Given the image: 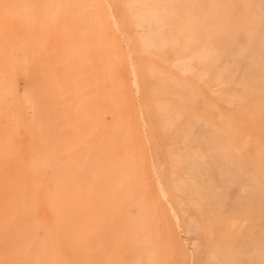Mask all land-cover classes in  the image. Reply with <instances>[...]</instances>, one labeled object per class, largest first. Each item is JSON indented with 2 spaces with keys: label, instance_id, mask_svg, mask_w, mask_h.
I'll return each mask as SVG.
<instances>
[{
  "label": "rangeland",
  "instance_id": "rangeland-1",
  "mask_svg": "<svg viewBox=\"0 0 264 264\" xmlns=\"http://www.w3.org/2000/svg\"><path fill=\"white\" fill-rule=\"evenodd\" d=\"M1 1H3V0H0V2ZM9 1H10V3H7ZM9 1L6 0V1H3L2 3H0L1 8L5 7V9H1V8L0 9L5 10L2 12L3 13L6 12L7 16H8L6 18V13L2 14V12L0 11V15L1 16L3 15L2 16L3 18L0 16V88H1L0 91L2 92V93L0 92V102H1L0 105L5 103L4 101L2 102V100L4 99L2 96H3V93H5V89H4L5 85H3V84H7L9 86L11 85L13 87H14V84H16L15 86H17V87H14L15 89L13 88V90L14 91L16 90L15 94L17 93L16 95H19L20 97L25 96L22 94L29 92L32 89L31 88L32 85H36L37 86V87L35 86L36 89H34V87L32 86L34 89L33 90L34 92L32 90L29 92L30 96L32 95L31 96V100H32L31 102L32 103H28L29 104L28 107L30 106L31 109H29L30 108L29 107L28 111L29 110L30 111L25 113V117L27 116L25 121H27L26 124H29V125H31V124L37 125L39 122V125H37L38 126L37 128L34 126V127H31V129H30V126H27L24 124L25 128L23 125L22 127L18 128L19 131L13 130L9 126L7 127L5 124L6 123V117H5V115L2 114L3 113V106L1 105V107H2V109L0 110V124H1V126L7 127V129L10 128V130L9 129L8 130L10 132L14 131L15 134L21 133L20 134L21 136L18 134L17 135L20 138L21 137L22 138L20 139L18 136H16L13 133H11V136H10L9 131H7L6 128L3 129V127H2L0 130V133H1L0 134V140H1L0 141V239L2 237V239L0 240V254H1L0 255V264H55V263L56 264H59V263L60 264H72L75 260H72L73 262L69 263L71 261V260H69L70 258L76 259V261L74 262L75 264H90V263L91 264H99V263L100 264H141V263L142 264H184V263L201 264L203 262V260L201 262V258H203V259L207 258L208 259L207 261H209V263L207 261L206 262L204 261L206 264H219V263H217L218 261L221 262L220 264H226V262H230V263L232 262V264H235L234 259L237 260L236 261V264H237L238 259H240L242 256L246 260V262H245L246 264L248 262H249V264H252V263L253 264H256V263L257 264H264V257H263L264 256V247H263L264 238H261V237H263V235H261V234H264V230H263L264 226H261L262 229L259 226L260 223H261L260 225L264 224L263 221H262L263 223L261 222V220H264V219H262L264 216L263 215L264 213H262V212H264V210H263L264 209V207H263L264 206V198H263L264 197V123H263L264 122V71H263L264 70V60H263L264 55L263 54L264 53L261 54L262 52H264V45L261 44V42L264 43V39H263L264 33L261 32V30L264 31V2H263L264 0H259V1L258 0H248L249 1V2H247L248 5L246 4V7H247L246 9H248L247 10L248 13L246 12V15H244V16H246V18H244V17L242 18V16L240 17V16L231 15V13H229V11L227 9V7H229L228 3H227L228 5L222 6L223 8H225V9L221 10L222 14L216 13V11L214 10L216 5L213 4L212 0H206V1H208L207 5L209 3L208 7L205 6V4H206L205 1L202 2L201 0L200 1L198 0L199 4H202L203 7H207L209 10L207 8H206L207 10H205V8H202V7H200V9L198 10L196 8L197 7L196 6V7H194L195 8V11H194L193 10L194 9L193 4L191 3L190 5H191L193 11L189 12L190 13L189 15L190 16L194 15V16H192V20L196 19V22L198 24L199 23L204 24L201 22H205V20H207L206 21L207 25L205 23L204 25H201V27H199V25L196 22H194V20L192 22H190L191 20L190 21L188 20V23L195 25L193 27H196V25H198V27L200 28V29L199 28L197 29V27H196V29L198 31H194L195 28L192 30L191 28H193V27L189 26V24H187V23H184V22H186V20L188 18H190L189 16H188V18L186 16L187 19H184L185 18L184 16L186 15V13H185V15L183 14V17H184L183 20H185V21L182 23L183 20L180 18L181 13L183 11V8L186 5H188V4H185L184 1H186V3H189V2H187L188 0H182V1L179 0L178 4H180L181 2H183L185 4V5H183V3L180 4L181 6H184L181 10V13H179L180 14L179 18L182 21L180 20L181 21L180 22L179 18H177L179 22L170 21V20L166 21V18H165V20L164 19H161V20L158 19V21L154 20L152 22L153 28L151 29V32L149 33V34H151L150 35L151 39L149 38V36H148L149 39L144 37L147 34L144 35L145 32H143L141 27L138 28L137 25H135L133 15H132L133 11H130V9L132 7H131V5H129L127 3L128 0H81V1L77 0V2H75V0H63V1L62 0H38L39 2L37 0H32L33 2L28 1L29 3H27V0H26L25 1L26 5H25L23 0L22 1L16 0L18 2H15L14 0L13 1L9 0ZM35 1H37V2H35ZM42 1L45 3H43ZM192 1L194 3V1H197V0H192ZM13 2L15 5H18L17 8H19V10L16 8H14L15 10L13 9V6H14ZM21 2L24 3L23 6H22ZM40 2H41V4H40ZM170 2H171V0H166L165 5H164L166 7L165 8L166 12L169 14L171 12L170 11L171 8H172V11L174 12L173 6L171 8H169L171 6V5H169ZM6 3H7V5H6ZM37 3L39 4V6ZM11 4H13V5H11ZM29 5L31 6V10H30L31 12L29 11V9H30ZM36 5L38 6V8H41V9L39 10ZM41 5H43V6H41ZM80 5L83 7V8L82 7L81 8L84 11L80 8ZM180 5H178L179 9H181ZM196 5H198V4H196ZM10 6H11V9H13V10H10ZM71 6L74 8H72ZM188 6H186V8H184V9L185 10L189 9ZM198 6H200V5H198ZM7 7L9 8V10ZM111 7L113 8V11H112ZM175 7H177V6L175 5ZM34 8H37V9L34 10ZM70 8H72L73 11L70 10ZM196 9H197V11H196ZM7 10L10 11V14H13L14 12L16 14L9 15V12H7ZM16 10H18V12H20V13H17ZM165 10L161 11V13L159 15H163L162 12H165ZM200 10H203L204 12L202 11V12L197 13ZM258 10L260 11V13ZM178 11H180V10H178ZM178 11H176L177 14H178ZM24 12H25V14L22 15L21 13H24ZM38 12H39V16H38L39 19L37 18ZM73 12H75V13H73ZM173 12H171L172 15L171 14L170 15L175 18V16L173 15L174 14ZM31 13H33V14H31ZM112 13H114V15ZM202 13L203 14L205 13L203 15V17H206V19H203V17H201ZM86 14H88V15H86ZM177 14L175 13L176 16H177ZM247 14H249V15H247ZM260 14H262V15H260ZM19 15H20V18H18ZM27 15H29L30 18H28ZM79 15H80V18H79ZM106 15H108V17ZM112 15H113V17H112ZM166 15L167 14H165V16L164 15L163 16L166 17ZM170 15H168L169 18H171V20H174ZM163 16H161V17L163 18ZM195 16L201 17L202 20L199 17L197 18ZM226 16H228V17H226ZM84 17L87 18V19L85 18V20H87V23L84 20ZM114 17L115 18L117 17V18L115 19ZM193 17H195V18H193ZM237 17H239V18H237ZM231 18H234V19H231ZM64 19H65V21H64ZM114 19L117 20V24H116V21H114ZM197 19H199L200 21ZM248 19H250V20H248ZM74 21L76 24L74 23ZM82 21H84V22H82ZM110 21H112V22H110ZM243 21H246V23L245 22L243 23ZM113 22L115 24H113ZM154 22L157 24H155ZM175 22H176V25L179 24L178 25L179 28H175V27H177L175 25ZM251 22H253L252 27L253 28L255 27L258 31L255 28L253 29L252 27H250ZM77 23L78 24L81 23V24L77 25ZM59 24H61L59 26L60 29H59V27H57ZM168 24H170V26H171V24H173L170 28H173L174 32L172 31V29L168 28V26H169ZM209 24L214 29H212ZM76 25L79 26L78 28L80 29V31H78L79 29L76 28L77 27ZM120 25L124 30L120 27ZM34 26H35V28H34ZM186 26H188V27H186ZM36 28H37V30H35ZM114 28H115V30H114ZM57 29H58V32H57ZM118 29H119V31H118ZM175 29H178V30L184 29L185 30V31L184 30L178 31L181 34L180 36H182V39L181 38L179 39V33L176 32ZM83 30L85 32L86 31L87 32L85 33ZM121 30H123V31H121ZM163 30H165V31H163ZM167 30H168V33H170L171 35L175 34V36L177 37V41H176V37L173 36V38L171 37L173 42H170L171 41V39L169 40L170 35L168 34L169 35L168 36L166 34ZM169 30H171V32ZM160 31H162V32H160ZM112 32H115V33H112ZM164 32H166V33H164ZM191 32H192V34H191ZM227 32H229V33H227ZM117 33H118V35H117ZM163 33L166 36H164ZM195 33L198 36H196ZM210 33H212V35H210ZM231 33L234 34L235 37ZM240 33H241V35H240ZM39 34H41V35H39ZM58 34H60L61 36L59 37ZM140 34L141 35L143 34V35L140 36ZM186 34H187L188 38H187ZM222 34H224V35H222ZM237 34L239 35L240 38H246L249 36L248 37L249 39L248 40H246L247 38L243 39L242 40L243 42H242L241 39L238 38ZM33 35L35 36L36 39L34 38ZM115 35H117L118 38L115 37ZM121 35H123V36L121 37ZM214 35H215V37H214ZM217 35H220V36L218 37ZM227 35L232 37V38H230V37L228 38ZM244 35L246 37H244ZM3 36H5V37H3ZM163 36L165 37V39H163L164 41H167V37H168L169 43L168 42L164 43V41H161V38H163ZM225 36H226V38H225ZM254 36H255V38H254ZM143 37H144V39L146 38V40H150V41H147L149 44V47L147 46V43L145 42L146 40H143ZM190 37H191V39H190ZM58 38H59V40H58ZM140 38H142V39H140ZM67 39H68V41H67ZM101 39L103 41H101ZM125 39L127 42L125 41ZM158 39H160V41ZM178 39H179V41L181 40L180 42L183 44H179L180 42L178 41ZM203 39L204 40L207 39L209 44L213 42L211 44L212 46L209 45L213 48L207 47L208 46V45H206L207 41L204 42ZM223 39L225 40V42ZM228 39H229V41H228V43H226ZM32 40H34V41L32 42ZM216 40L218 41L217 43H216ZM244 40L246 42H249L250 44L249 43L246 44V42ZM259 40H261V41L259 42ZM57 41H58V43H57ZM239 41H240V44L238 45V43H236V42H239ZM142 42H144V44L146 43V45L142 44ZM159 42H163V43H159ZM219 42L222 44H219ZM127 43L130 45H128ZM154 43H156V44L154 45ZM167 43L170 44V46L172 45V47H174L178 43V45L175 46L174 48H172V47L170 48L168 45L169 50L167 49V51H169V52H171L170 51V49H171L173 51V54H176V55H172L171 53L169 54L168 52H167V54H168L167 55L165 52L166 50H164V51L162 50L163 53H165V54H163L160 51V49L159 50L156 49L158 44L160 46H163L161 48L164 49V47L167 46ZM185 43H187V45H185ZM200 43H202L203 45ZM234 43H236V46L238 48L235 47V45H233ZM226 44H229L228 46L231 45L232 49L236 48L237 51L238 50L240 51V49L245 47V46L243 47V45H246L245 49H242L243 51L241 50L240 53L237 52L238 55H241V53H243L244 55L242 54V56H240V57L243 58V56H246V59H244V58L240 59V57H236V56H238L235 53L236 50L234 52L230 51L235 56H233V54L231 56V55H229V53H228L229 56H227L228 50L226 51V49L230 48V47H228ZM251 44H253V45H251ZM259 44H260V46H259ZM33 45H34V48H33ZM183 45L186 47H184ZM219 45H220V47H222V46L223 47L221 49H218V48H220ZM125 46H127V47L125 48ZM200 46H202V47H200ZM204 46L208 50L204 49L205 48ZM217 46H218V48H217ZM224 46L226 47V49H223V48H225ZM239 46H240V48H239ZM251 47L256 49V51H254L256 53L253 52V50H252L253 48L251 49ZM177 48H178V50H177ZM189 48H191V49L189 50ZM209 48L212 50H210ZM248 48H250L252 50V52H253L252 56L253 57H252V60L250 61L251 64L249 63V65L248 64L245 65L246 62H248L251 59L250 54L252 52L250 50H248ZM56 49H60V51H56ZM123 50H124V52H123ZM198 50H200V51H198ZM203 50L206 52L204 53ZM224 50H225V52H222V54H221L220 51H224ZM29 51L31 54L29 53ZM151 51H153V53ZM178 51H180L181 53H179ZM201 51H203V52L201 53ZM208 51H209V57L214 56V55L210 56V55H212V53H215L216 56H219L218 54H220V56H222V57L226 55L225 56L226 62H222L220 56L214 57V59H216L217 61L220 60L219 63L221 65H223L224 68L220 67L221 65H219V63H218L219 66L216 67L217 70L215 68L214 69L216 71L213 69L212 64H211L212 62L210 61L211 58H209L208 55H206ZM13 52H15V53H13ZM57 52H58V54H57ZM129 52H130V54H129ZM154 52H161L163 54V56H161V53L159 56L157 53L154 54ZM194 52H197V53H194ZM210 52H211V54H210ZM3 53H5V55H3ZM131 53H133V54H131ZM177 53H179L178 56H177ZM245 53L248 55H246ZM180 54H181V56H180ZM194 54H195V56H194ZM2 55L5 57H3ZM91 55L93 57H91ZM125 55H126V58H125ZM128 55H129V57H128ZM196 55L198 56L197 57L198 61L196 60L197 59ZM256 55H257V57H256ZM169 56H171V59L169 58ZM203 56H204V59L202 58ZM247 56L250 57V59L248 57V59H249L248 61H247ZM94 57H96V58L94 59ZM173 57L175 60L172 59ZM92 58H93V60H92ZM150 58H152V60H150ZM167 58H169L170 61H169V59L166 60ZM194 58H196V59H194ZM1 59H5V60H1ZM41 59H42V61H40ZM127 59H129V60H127ZM162 59H163V61H162ZM238 59L242 60L243 62L245 61L244 62L245 64L244 63L242 64L240 62V60H238ZM254 59H256V60H254ZM34 60H35V62H34ZM105 60H106V62H105ZM164 60L167 62H165ZM179 60L181 61V63H179V65H177L178 62H176V61H179ZM203 60H204V62H203ZM207 60H209V61H207ZM227 60H229V61L232 60V61L230 63ZM234 60L235 61L238 60L237 63L239 62V63H241L240 65H244V66H242V68H244L245 66L250 67L252 65L250 67V69H249V67L247 68L250 72L248 73L246 71L247 70L246 68H244L245 70L244 69L240 70L241 66L239 64H238L239 65L238 66ZM3 61H5V63L1 64V62H3ZM93 61L95 62V64L93 63ZM127 61H129L131 63H127ZM158 61H160V62H158ZM188 61H189V63H187ZM217 61H216V63H217ZM223 61H225V59ZM149 62H151V63H149ZM191 62L194 64V66H192L194 68L191 67ZM200 62H201V65H200ZM209 62H211V63H209ZM33 63H35V65ZM96 63H97V65H96ZM183 63H185V65H186V63L188 64V65H186V68H187V69H185L186 71L184 70L185 67L183 68ZM216 63H213V66H216L217 65ZM226 63L229 67V71H228V67H225ZM126 64H129V65H126ZM229 64H230V66H229ZM231 64L233 66H231ZM1 65L5 66V67H3V66L1 67ZM22 65L23 66L25 65V67H22ZM39 65H40L41 69H39L40 68ZM130 65H132V67ZM181 65H182V67H181ZM198 65H200V66H198ZM204 65H206V66H204ZM235 65H237L239 68H237V66H235ZM7 66H8V69L6 68ZM32 66L36 67V71L37 70L38 71L36 72L34 70L35 68ZM48 66L50 68H48ZM129 66L131 68H133V67L134 68L131 70V68ZM195 66L200 67V68L199 69L195 68ZM234 66L237 69H234ZM10 67H13V68H10ZM15 67H17V69H19V72H16ZM30 67L34 71H32L30 69ZM57 67H59V69H57ZM173 67H175V68H173ZM178 67H180V68H178ZM211 67H212V69H211ZM1 68H3V69H1ZM44 68L46 70H44ZM47 68L49 70H47ZM205 68H207V70ZM209 68L211 69V71L214 70V72L212 71L213 73H211V75L212 74L215 75V76H213V78L216 81L212 80L211 77L209 78V76H211L210 75L211 71ZM191 69H192V71H191ZM201 69H203V72ZM233 69H234V71L235 70L236 71H235V73L231 74L230 71L233 72ZM29 70H31L32 73ZM71 70H72V72L70 73ZM198 70H200L201 72ZM9 71H10V73H9ZM128 71L132 72V74H129ZM204 71L206 73H207V71L208 72L210 71L208 73V75H209L208 77H205L206 73H204ZM217 71L219 73H221L222 77H219L220 74ZM241 71L242 72L244 71V73L241 75L242 78L240 76V78H241L240 79L241 82H240V81H237L239 79V78H237V77H239V76H237V74H238V72L241 74L242 73ZM245 71L248 73V75H247L248 77H244ZM198 72L201 73L202 78H201V75L198 74ZM215 72H216V74H215ZM236 72H237V74H236ZM37 73H38V76L34 75V77L32 76V78H31V80H33V78H35V80L33 82L31 80H28V78L30 76L29 74L33 75V74H37ZM64 73L66 74L65 76H64ZM101 73H102V75H101ZM202 73H204V74H202ZM15 74H16V76H15ZM160 74H162V75H160ZM217 74H218V77L216 76ZM230 74L232 76L234 75L233 79H232ZM39 75H40V77H39ZM5 77H7L8 79H5ZM16 77H17V79H15ZM134 77H136V78H134ZM215 77H216V79H215ZM229 77H230V80H232V81L229 80V82H228L226 80L229 79ZM37 78H41L38 81L39 83L37 82ZM50 78H52V79H50ZM100 78H102V79H100ZM168 78L170 80L172 78H174V79H172V80H174V82L173 81H171V82L176 83V84L170 83V80ZM204 78H206V79L208 78L207 80L211 79V83H210V81H206V79H204ZM246 78H248V79L246 80ZM175 79H176V81H175ZM178 80L179 81L182 80V81L179 82ZM235 80L238 83V84H236L237 89L234 87L235 90H232L234 88L231 85L235 84ZM30 81H31V83H29ZM44 81L45 82L47 81V83H45ZM133 81L135 83H137V85L135 84V86H134ZM167 81H169V82H167ZM217 81H219V82H217ZM131 82H132V84H131ZM165 82H166V84H165ZM202 82H204L205 84ZM206 82L210 83V85L208 83L206 84ZM226 82H227L228 86H227V84L225 85ZM41 83L44 86L39 85ZM100 83H102V84H100ZM139 83H141V84H139ZM212 83H214V84L211 85ZM222 83H224V84H222ZM230 83H231V85H230ZM243 83H244V86H242ZM129 84H131L132 86H130ZM190 84H192V86H194V90ZM167 85H169V86H167ZM185 85L187 88H185ZM245 85H246V87H245ZM25 86L27 88H29V91L27 90V92H26ZM40 86L44 88L45 92H43L44 90ZM82 86H83V88H82ZM152 86H154V87H152ZM183 86L186 90L183 88ZM221 86H223V87H221ZM229 86H231L232 88ZM233 86H235V85H233ZM39 87L42 90H40ZM45 87L46 88L48 87L51 90L48 88L46 89ZM124 87H126V88H124ZM169 87H170V89H168ZM173 87H175V88H173ZM178 87L181 90L176 89ZM69 88H70V90H69ZM72 88H73V90H72ZM137 88H138V90H137ZM163 88H165L167 91H164L163 94L161 93V95L163 96V97H161L160 95H158V93H159V91L162 92ZM213 88H215V89L213 90ZM239 88H240V91L238 93ZM245 88H246V90H245ZM124 89H125V91H124ZM171 89L172 90L174 89V91H172ZM190 89H192L191 93L189 92ZM221 89H223V90H221ZM23 90H24V92H23ZM54 90L56 91L55 93H53ZM40 91H42V93H40ZM134 91H135V94H134ZM171 91L173 92V94L171 93V95H170ZM35 92L38 94L39 98L42 96L41 99H43V103L45 102L44 104L42 103V100L38 98V96ZM98 92H99V94H98ZM132 92H133V94H131ZM156 92H158V93H156ZM168 92H169L168 96L172 97L171 99H170V97H168L166 95V94H168ZM227 92L229 93L230 96L227 94ZM220 93H221V95H220ZM8 95L11 96V94H8ZM26 95L28 97V93ZM49 95H51V96L49 97ZM135 95H137V96H135ZM222 95H223V97H222ZM226 95H228L227 96L228 98L226 97ZM157 96H159V97L157 98ZM46 97H47V100H46ZM130 97H131V99H130ZM137 97H139V98L136 99ZM187 97H188V99H187ZM37 98L39 99L40 102L38 101ZM49 98L51 101L49 100ZM105 98H106V101H105ZM173 98H176L177 100L173 99ZM198 98H199V100H198ZM36 99L39 102V104L36 102ZM53 99L54 100L56 99V100L54 101ZM139 99H141V102L144 104H142ZM167 99L170 100L169 101V102H171L170 104L166 103ZM196 99L198 100L200 105L198 104V102H196L197 101ZM209 99H210V101H209ZM238 99L240 100V102H238ZM44 100H46V101H44ZM57 100H59V101H57ZM60 100H61V102H60ZM151 100H153V101H151ZM173 100H176V103ZM231 100H234V101H231ZM206 101H207V104L205 103ZM47 102H48V104H47ZM54 102H56V103H54ZM91 102H92V104H91ZM99 102H100V105H99ZM250 102H252V103H250ZM164 103L166 104V106ZM182 103H184V104H182ZM31 104H33V105H31ZM37 104L39 106H37ZM45 104H46V106H45ZM135 104H136L137 108H136ZM168 104H169V106H168ZM185 104H187V105H185ZM41 105L44 107V109L46 111L43 108H40V107H42ZM72 105H73V107H72ZM138 105L142 106L143 110H142V107H139ZM34 106L36 108L37 107L38 108L36 109ZM101 106H102V109H101ZM56 107H58L59 109L61 107V109L58 110ZM83 107L86 108V110H84ZM163 107L166 109H163ZM47 108L50 109L49 112L50 113L52 112L51 114L48 113ZM178 108H180V109H178ZM209 108H212V109H210L211 111L209 110ZM215 108H217V109H215ZM100 109H101V111H100ZM127 109H129V110H127ZM187 109H189V110L191 109V110L188 111ZM231 110H233V111H231ZM39 111H41V112L38 113ZM82 111L85 113V115H83L84 113ZM185 111H188V112H185ZM42 112L44 113L43 115L46 117H44L42 115ZM45 112L47 113V115ZM53 112L58 113V115L53 113ZM218 112L221 113L220 114L221 117H219ZM33 113L37 116V118H36V116L33 115L35 117V120L33 119V116H32ZM138 113H139V115H138ZM142 113H144V114H142ZM163 113H165L164 114L165 116L163 115ZM186 113H187V115H186ZM189 113H190V116H189ZM205 113L207 116L205 115ZM37 114L42 115V116H40L41 117L40 119H42L44 117V122H41V120L38 119L39 116ZM80 114H82V116H80ZM201 115H203V117ZM208 115H210L209 118H208ZM211 115L213 116V118ZM214 115H216V116H214ZM79 116H80V118H79ZM146 116H149L150 119L148 120V117H146ZM159 116H160V118H159ZM184 116H185V118H183ZM53 117L55 120L53 119ZM82 117H83V120H82ZM141 117L145 118V120ZM181 117H182V121H181ZM64 118L65 119L67 118L66 119L67 121ZM78 118H79V121L77 120ZM138 118H140V120ZM189 118H192L191 119L192 122L190 121ZM141 119L143 120V124H141L142 123ZM213 119L216 121L218 119V121L221 122L220 123V125L222 124L221 128H220V125H218L219 122H214ZM28 120H33V122L34 121H37V122L33 123L32 121L29 122ZM146 120H147L146 123H149L151 120L150 123L153 125L152 126L151 124H149L153 127V128L151 127L152 129H150L151 131L149 130L150 126L145 123ZM162 120H164V121H162ZM197 120H199V121L197 122ZM203 120H206V121L204 122ZM250 120H252V121H250ZM56 121H57V123H56ZM59 121L65 122V123H62L60 126ZM82 121H84V122H82ZM157 122H159V123H157ZM165 122H167V123H165ZM202 122H204V123H202ZM42 123L46 127L43 128ZM46 123H47L48 127L50 126V128L47 127ZM144 123L146 125H144ZM193 123H195V125ZM40 124H42V125H40ZM183 124H184V127H183ZM196 125L198 126L199 132L197 131V128H195L196 129L195 130L193 127V126L197 127ZM40 126H42V127H40ZM56 126H58V127H56ZM165 126L167 128H165ZM209 126H210L212 133L208 132V131H210L208 128ZM79 127H81V128H79ZM139 127L142 130L144 128H146V129H144L143 131L142 130L139 131ZM174 127H176V128H174ZM21 128L24 129L27 133H30L29 131L33 132L32 129L33 130L35 129L33 132L34 135L32 134L33 136H31V133H30V135L26 134V132H23V130ZM75 128H76V130H75ZM49 129H50V131H49ZM55 129H57V130H55ZM69 129L72 131H69ZM146 130L148 131L146 133V135L148 137L147 136L145 137ZM168 130H169V133H168ZM203 130H204V132H203ZM42 131H44L46 133H43ZM152 131H154V132H152ZM205 131H206V133H205ZM65 132H67V133H65ZM68 132L70 134H68ZM197 132L199 134H197ZM220 132H221V134H220ZM3 133L7 134L8 137H3V136H5V134H3ZM54 133H56L58 135L56 136ZM62 133H63V136H62ZM140 133H141V135H140ZM143 133H144V135H143ZM12 134L16 137H14ZM46 134H48V135H46ZM200 134H202V137H200L199 140L195 139V137L199 138L197 136H199ZM226 134H228V136ZM204 135H206V136L204 137ZM209 135L211 137H209ZM34 136L36 137V138H34V140H36L35 144L38 143V144H36V146L38 148L32 147V146H35V145H33L34 142H32L33 139H31V137H34ZM43 136L47 137V138L41 139ZM48 136L50 137L49 138L50 141L47 140ZM51 136L52 137L54 136V138H52ZM154 136H156V137L158 136L157 139H156V137L154 138ZM182 136H183V138H182ZM192 136H193V138H192ZM17 137L20 140H16L15 138H17ZM25 138H27L28 140L27 139L25 140ZM57 138L61 139L62 141H60V140L56 141ZM143 138L146 140H143ZM22 141H24V142H22ZM195 141H198V142H195ZM17 142H19V143H17ZM48 142L50 143V145H48L49 144ZM61 142H63V143H61ZM109 142L115 147L110 145ZM114 142L117 143V145H114L115 144ZM156 142H158V144ZM194 142H195V144H194ZM54 143L57 144L58 146L55 147ZM196 143L198 144L197 147H195L197 145ZM206 143H208V144H206ZM18 144L24 145L25 147L22 148V146L18 145ZM6 145H8L9 148ZM69 145H71V146H69ZM108 145H110V147H108ZM190 145H195L194 146L195 149L193 148V150H191V149L189 150V148L192 147V146L190 147ZM40 146H42V147H40ZM251 146H253L254 149L251 148ZM262 146H263V149H262ZM145 147H146V149H145ZM150 147H151V149L148 150L147 148H150ZM173 147H175L174 150L173 149L171 150V148H173ZM243 147H245V148H243ZM79 148L80 149L82 148V149L77 151ZM109 148L111 149V151L113 150L112 153H111V151H109L111 154L107 151V149H109ZM160 148L162 149V151ZM213 148H215V149H213ZM236 148L240 149V150H237ZM248 148H250V149H248ZM6 149H8L9 152L6 151ZM37 149H38V151H37ZM58 149H60V150L58 151ZM167 149H169V150H167ZM234 149H236L237 152H236V150L234 151ZM243 149H245V150H243ZM29 150H30V152H29ZM151 150H152V152H151ZM203 150H204V152H203ZM207 150H208V152H207ZM248 150L253 151V153H255V152H257V153L254 155H253V153L249 154L251 152L249 151V153H248L247 152ZM74 151H75V153H74ZM80 151H82V154ZM167 151H168V153L170 152V154H168ZM31 152H32V154H31ZM52 152L57 153V157H55L56 155L54 156V154ZM127 152H128V155H127ZM172 152H173V154H172ZM188 152L190 153L189 155H188ZM8 153L9 154L11 153V156ZM71 153H74L75 156L77 153V156L76 157L74 155L72 156ZM148 153H150V155ZM191 153L196 154V155L193 154L194 160L196 159L195 161L193 160V157L191 158V156H193V155H191ZM242 153L245 156V158H244L245 161H244V159L242 160L243 156L238 155V154H242ZM18 154H20V155H18ZM101 154H102V156H101ZM185 154H186V156H185ZM209 155L210 156L212 155V156L210 157ZM70 156H72V158H73V160H71L72 162H84L85 164L87 163L90 167L93 166L97 170H101V173H102L98 177H93L92 175L87 176L89 179L88 178L86 179V181H89V183L87 182V184H89L88 185V187H89L88 192L90 195H88V197H87V200L89 202L88 210L85 211V209H84L83 214L85 215V219L87 220V226L90 229V233H89L90 237L87 239V241L85 243L80 244V246H77V247H76V245L73 246L75 248V250H76V248H77V250H79L78 252H80V253H78V254L76 252L77 250L76 251L73 250V252H72V249H71L72 245L71 244L68 243V245H67V243H66V241L68 242L67 238H66L67 240L65 239V241H63L66 244H64L63 242L61 244L59 242V236H58L59 234H58L57 229H55L54 226L53 227L49 226L50 225V221H49L50 217H49L48 209H47L45 200L43 198L42 191L37 187L36 181L33 178L34 175L31 172V168H30V166H32V163H33L35 158H36L35 162L37 159H38L37 161H48V162H50V160L52 161L53 158L55 160L56 159L59 160L58 157H60V159H62L61 161H64V158H66V160H70L71 159ZM91 156H93V157H91ZM180 156L183 160L180 158ZM214 156L218 157V158L216 159ZM246 156L249 158V159L247 158L248 162L246 161ZM32 157L33 158L35 157V158L33 159ZM51 157H52V159H51ZM123 157L125 159H123ZM147 157L152 162L148 161ZM175 157H177V159ZM197 157H198V159H197ZM116 158H117V160H116ZM187 158L189 161L187 160ZM226 158H228V160ZM31 159H33V160L31 161ZM177 160L179 162L178 163L179 165L176 164ZM185 160H187V161H185ZM207 160L210 162H213V164H215V165L211 166L210 164H208L210 162H208ZM90 161H92V163ZM102 162H104V164ZM184 162H187V163H184ZM188 162H191V165ZM245 162H247L248 164ZM151 163H155L156 165L155 164L151 165ZM181 163H183L184 169H187V171L184 170L183 168L182 169L184 171L181 169V167H183ZM217 163H218V165H217ZM164 164L166 167L163 166ZM186 164H188V165H186ZM233 164L236 166H234ZM109 165H111V166L109 167ZM204 165H206V166H204ZM175 166H178V167H175ZM214 166H215V168H214ZM93 167L91 169H93ZM211 167H213V168H211ZM223 167H224V169H223ZM229 167H231L232 171ZM164 168L166 170H164ZM235 168H238V171H239L238 173L236 172L237 170ZM158 169H160V170H158ZM234 169H235V171H234ZM155 170H156L158 175L156 174ZM212 170H215V171H212ZM105 171H107V172H105ZM153 171H154V173H153ZM159 171L161 172V174L159 173ZM217 171H218V173H216V175L212 177L213 172L215 174V172H217ZM195 172H196V174H195ZM204 172H205V174H203ZM241 172H244L243 174L246 177L243 176L241 183L236 184L237 183L236 181L238 179H239L238 181L240 182V178L242 176H239V175H241L240 174ZM172 173L175 175L172 176ZM235 173H237V175ZM245 173H246V175H245ZM248 174H249V177H248ZM153 175L154 176L157 175V177L155 178ZM159 175H161V176H159ZM177 175H179L178 176L179 179H178ZM175 176H176V179L178 180V183H176L177 180L175 179ZM233 176L235 179L233 178ZM124 177H126V179H127L125 182L133 181V184L131 186L132 188L128 194V195H130V197L127 195V200H126L127 202H123V196L121 197V200H119V195H118L119 187H120V185L123 184L124 181L122 179H124ZM172 177L175 179L174 181H173ZM215 177H218L217 180H219L218 182L220 185L219 184L217 185L216 182H215L216 185L215 184L214 185L219 186L220 188L214 187L212 184L213 182H211V180L212 181L216 180ZM223 178H227V179H223ZM112 179H113V182H112ZM157 179L159 180L160 184L164 185L165 187L164 186L160 187L159 183L157 182L158 181ZM180 179H182V181L183 180L185 181L187 179L185 181V184L187 183V181H190V180L193 181V183L190 181V182H188V184H186V189L184 190L185 193H183L181 189H179L181 191L180 193H179V191L176 192L177 189H175V187L176 188L179 187V183L181 182ZM220 180H222V183ZM234 180H236V181H234ZM243 180H245V182ZM246 180L247 181L249 180L248 184L250 182L251 183L248 185ZM195 181L198 183L201 181L202 185H204L205 187L201 186V183H199L200 185L197 184ZM242 182L246 185V190H245L244 186H242V187L240 186L243 184ZM253 182L256 183L257 185L254 184ZM166 183H167V185H165ZM189 183H191V185ZM230 183L233 184L232 186H234V184L238 185V187L240 186V189L242 188L241 192H243V190H245L244 192H246V191H248V190L250 191L252 189L251 190L252 192L248 191V194L250 193V195H248V196H250L252 198L255 197V198L254 199L249 198L246 194H245V197L242 196L243 194L241 195V192H239V188H237V186H236L233 189L232 186L228 185ZM192 184L195 188L194 191L197 190L198 192L193 191ZM222 184H224L226 186L225 190L227 189V186H229L230 189H232V190L229 189L231 191V193L228 192V189H227V191H225L223 189L224 190L223 191L221 186H224V185H222ZM112 185H113V187H112ZM210 185L212 186V190L213 189L215 190V188H216V190L211 191ZM250 185H252V186H250ZM95 186L97 187V189ZM162 187H164L165 189L168 188L167 190H165L167 193H165L164 195H163V193H164L163 189L164 188H162ZM117 188H118V192H117ZM197 188H199V189H197ZM255 188H257V189H255ZM108 190L110 191V193ZM218 190H219V192H224L225 198H223L224 201L222 200V202L220 200V199H222V197L219 198V196H222V194L218 195V193H219ZM204 191H206V192H204ZM233 191H235V192H233ZM186 192H188L190 196H188V193H186ZM226 192H228V194L230 193L229 197L232 198V200H231L232 203L229 200V197L227 196L228 194H225ZM232 192L234 193V196L238 195V197L240 198V201L242 200L241 203L239 202V199L234 198L238 202V204L236 205L235 201H233L234 196H230L231 194L233 195ZM237 192H239L240 194H237ZM196 193H197V196H196ZM262 193H263V195H261ZM97 194H99V195H97ZM216 194L218 197L216 196ZM165 195L169 196L170 198L169 197L167 198ZM204 195L206 197H204ZM239 195H241V196H239ZM257 196H259V197L257 198ZM158 197H160V198H158ZM92 198H93V200H91ZM180 198L183 199L184 202L186 201V203L184 205L182 204L183 201ZM214 198H215V200H214ZM217 198H219L220 203H219V201L216 200ZM259 198H261V200H259ZM160 199H162V200H160ZM166 199L168 200L167 203H169V204H170V201H172L170 205H167ZM179 199L181 200V202ZM117 200H118V202H117ZM226 200H229L228 202H230V203H226ZM243 200H248V201H246L248 205L246 204L245 201L243 203ZM137 201H139L140 203H142V202L145 203L144 206L146 207V211L143 213V217L141 218V224H143V225H141L139 223H137L135 225H136V227L139 228V230H141V229L148 230V232L145 235L139 234L138 237L134 238L135 241L133 243L137 244V245L138 244L141 245L140 244L141 240L143 241V243H142L143 246H140L139 252L140 251L145 252L148 259H146L147 257L141 258L140 257L141 255H137L138 249L133 248L130 243L123 241V243L120 244L122 239H120L118 236L119 231L121 233V226L124 225L125 223H127L128 219L132 215L136 214V206L134 205V203ZM178 201H179V203H178ZM188 201L191 203L196 201L192 205V207L195 206V207H193V209H196V211H193V213L195 212L196 216L193 215V213H191L192 210H190V212H189L188 207H190V209H191V204H187V203H189ZM257 201H259L258 205H257ZM260 201H261V203H260ZM119 202L121 204H119ZM233 202L236 205V207L234 209H233V207L235 205L232 206ZM203 203L206 204L205 207H203L204 206ZM252 203L253 204L256 203V205H253ZM164 204L167 206L166 209H165L166 206ZM226 204H229V205L232 204L231 205L232 208L230 206H227L228 210L225 209ZM241 204H243V206H245V208L243 206H241ZM172 205H173V208L175 206L174 209L172 208ZM185 205L187 206V208H188L187 210H188L189 214L191 213V215H189L188 212H186V210H184ZM209 205L214 206V207H211ZM119 206H121V208L123 207L122 212L119 211ZM168 206H170L169 209H168ZM246 206H248V207H246ZM39 207H40V209H39ZM209 207H211V208H209ZM215 207L217 208L215 210L218 213V215L214 210ZM223 208H224V210H223ZM236 208H237V210H236ZM255 208H257V209H255ZM261 208H263L262 209L263 211H261ZM106 209H107V213L104 212V213H106V215H105L103 213V211H106ZM203 209L205 211H203ZM244 209L246 211H244ZM253 209L257 210V213ZM169 210L174 211V213H172V211L170 212ZM178 210H179V212H178ZM182 210H183V212H182ZM200 210H202L203 213L206 212V213H204L205 215L207 214L205 216V218H210V216H211V218L206 219L207 221H205L204 219L199 221L201 218H203L202 215H204ZM212 211H214V212H212ZM224 211H226V213H227L226 216L228 218L223 216ZM258 211H261V212H258ZM101 212H102V214H101ZM238 213H239V215L242 214L243 216H241V217L238 216ZM255 213L258 215V216H256L258 218V220L255 219L256 221L254 219H251L254 215H256ZM73 214H74V216L76 215L75 213H73ZM19 215H22V216L20 217ZM169 215H171V217ZM213 215H215V216H213ZM233 215L235 217L237 216L236 219L234 218ZM167 216H169V217H167ZM178 216H179V218H178ZM193 216L196 218H192ZM207 216H209V217H207ZM239 217L242 218L240 221L237 220V219H240ZM190 218L194 219L193 223H189L186 221V219L188 220ZM2 219H5V220H2ZM249 220H251L250 223H249ZM3 221H5V222H3ZM18 221H19V223H18ZM216 221H218V222H216ZM230 221H232V223ZM233 221H234V223H233ZM257 221H259V222H257ZM13 222L17 224L16 227H15ZM199 222H202L203 225L207 224V222H208V224L205 225V227H208L211 230L210 231L209 229H207V231L209 230L208 231L209 234L212 232L210 237L207 234V231L204 230V228H203L204 226L202 227L204 232H202V228L200 230V229H197L193 226L194 224L202 225ZM246 222H247V224H246ZM252 222L257 223V224L259 223V224L258 225L252 224ZM209 223L211 225H209ZM19 224L21 225V227ZM180 224H181V226H180ZM223 224H225L226 226ZM220 225H223V226H221V228L216 227V226L220 227ZM231 225L233 227V230L231 228ZM241 225H242V227L244 226V228L247 225V228L245 230L243 229L242 231H245V234H246V235L244 234L245 236H247L248 233L250 232L249 237L242 236L243 234H242V232H240L242 229ZM248 225L249 226L253 225V227H254L253 229H255V227H256V230H254V232H252L253 229L250 228L251 229V231H250L248 229L249 228ZM255 225H257V226H255ZM209 226L213 227L212 229H214V227H215V231L218 228V230L216 231L217 233H215L213 235L214 232L212 231V229ZM224 226H225V228H223ZM11 227H13L14 231H15V229H17V231L20 230L19 234L15 233V232L13 233V231H11L12 230ZM239 227L241 229H239ZM257 227H260V230H262V231L257 229ZM23 228H25V229L23 230ZM187 228L190 229L191 231L192 230L193 231L192 232L187 231L188 230ZM223 229H225V230H223ZM229 229L231 231L230 233H229ZM234 229H235V231H234ZM199 230L201 232H198ZM247 230L249 231L248 233H247ZM29 231L31 234L29 233ZM218 231L220 233H218ZM257 231L258 232L260 231L263 233H260V232L258 233ZM238 232L240 234H238ZM255 232H256V234H258V236L260 238H258L257 236L256 237L254 236V235H256ZM11 233H13V235ZM120 233H119V235H120ZM195 233H197L198 235L196 236ZM222 233H223V236L226 235V237L223 238V236H220V234L222 235ZM226 233H228V234H226ZM233 233L237 234V238L239 239L238 240L239 243L241 242V239H242V241H245L244 244H246L247 246H253L252 248L248 247L249 250L246 249L248 251L249 255L246 254L247 251L245 249H244L245 251L242 249L240 250L241 252L244 251L245 254L242 253L243 254L242 255L241 253H239L240 251L237 250L236 246H234V248H235V251L238 252L237 253L238 255L237 254H236L237 256L234 255L236 252H233L234 254H231V252H232V250H234V248H230V247H233V245H235V244L236 245L239 244V243L235 242V241H237L236 240L237 238L233 239L235 244L232 243L231 244L232 246L229 244L230 243L229 241H233L232 240V238H234ZM251 233L254 235H252ZM16 234H18V235H16ZM199 234H201V236H202L200 241L198 239V238H200ZM205 234H206V236H205ZM216 234H218V235H216ZM207 235H208V237H207ZM227 235H232L233 237L232 236L227 237ZM240 235L243 238H241ZM251 235L255 237V239H256V240L254 239L255 241L250 240L251 238H253V237H251ZM50 236H52L53 238ZM213 236H215L217 238L215 239V237H213ZM178 237L180 240L178 239ZM12 238H13V240H12ZM15 238H16V240H15ZM107 238H108L109 242L107 241ZM183 238H186V240ZM209 238L210 239L213 238L214 241H216L218 243L214 242L213 240H211V241L214 244L213 243L211 244V241H208V240H207L208 241L207 242L206 239H209ZM225 238H227V239H225ZM244 238H247V240L246 239L244 240ZM220 239L222 240L223 244L221 243ZM259 239H260V241H259ZM6 240H7V242H8V240H10L9 243L6 244V242H5ZM52 240H54V241H52ZM202 240L205 243L203 245H202V242H203ZM247 241H248V243H251V242H255V243H251L252 245L251 244L248 245ZM2 242H5V243H2ZM209 242L213 247H211V245L209 246ZM215 243H216L217 247H216ZM206 244H208V245H206ZM56 245H57V248H56ZM62 245L64 247H62ZM65 245L67 246V249H68V247H70V248L67 250ZM200 245H202V246L199 248ZM204 245H206L208 247L205 246V248H204ZM246 245H244L245 248H246ZM59 246L62 249L64 248V250L68 251L67 253L64 251L65 252L64 254H67L68 256H70V258H68V256L65 257L66 255H64L62 253L61 248H58ZM184 246H186V250L189 248L187 251L191 250L192 255H189L188 252L185 251ZM239 247H240V244L238 245V249H239ZM206 248H209V249L207 250ZM240 248H242V245ZM213 249H215V251H213ZM56 250H58V251L54 252ZM178 250H181V251H178ZM204 250L207 251V253ZM201 251L204 252L203 255H202ZM229 251H231V252H229ZM251 251H252V253H250ZM98 252L100 253V256H98L99 255ZM180 252H181V254H180ZM209 252H211L210 253L211 256L208 254ZM186 253L188 255H186ZM205 253H206V256L209 255L210 257H212V259L214 261L216 259H217V261L213 262L212 259L209 258L208 256L205 257L204 256ZM54 254L57 256H55ZM91 254H93L92 259H91ZM182 254H183L182 257H183L184 261H185L186 257H187L186 260H188V261H186V262L183 261V259L181 257ZM254 254H256V255H254ZM51 255H53L54 257ZM202 256H204L205 258ZM218 256L222 259L219 258V260H218ZM257 256L258 257L260 256V257L258 258ZM52 257H53V260H51ZM77 257H79L80 260ZM249 257H250V259H249ZM255 257H257V258L254 262L253 261L254 259H252V258H255ZM2 258H5V259L1 260ZM101 258H102V260H101ZM242 258H241L242 262H241V260L239 261V263L241 262V264L244 263L243 262L244 259H242ZM193 259H195L196 261L192 262ZM222 260L225 262H223ZM247 260H248V262H247ZM50 261H52V262L50 263ZM61 261H62V263H61ZM199 262H201V263H199Z\"/></svg>",
  "mask_w": 264,
  "mask_h": 264
},
{
  "label": "bare ground",
  "instance_id": "bare-ground-1",
  "mask_svg": "<svg viewBox=\"0 0 264 264\" xmlns=\"http://www.w3.org/2000/svg\"><path fill=\"white\" fill-rule=\"evenodd\" d=\"M3 1H6V0H3ZM3 1H1L0 3H2ZM8 1H9V0H8ZM11 1H13V0H11ZM14 1H15V2H18V1H16V0H14ZM21 1H22V0H21ZM23 1H24V3H25L26 0H23ZM28 1L33 2L32 0H27V3H29ZM37 1H38V0H37ZM37 1H35V2H37ZM62 1H63V0H62ZM78 1H81V0H78ZM180 1H182V0H180ZM199 1H200V0H199ZM199 1H198V0H197V1H194V3H193L192 0H188L187 2H189V3H186V1H184L185 4H188V5H189V6L186 5V6H188V8H189V9H186V10H187V11H186V10L184 9V8H186V6L184 7V6H181V5H180V4L183 3V2H181L180 4H178V3H179V0H171V2L169 3V5H171V6H170L169 8H171V7L173 6V7H174V12L172 11V8H171V10H170V9H169V10H170L171 12L174 13L173 15L175 16V18H174L173 16H171L172 13H171L170 11H169V12H170L171 15H170L169 13L166 12V10H165L166 7L164 6L166 0H128L127 3H128L129 5H131V7H132V8L130 9V11H133V12H132V15H133V19H134V23H135V25H137L138 28L141 27V29L143 30V32H145V34H144V33H143V34H144V35L147 34V35L144 36V37H146L147 39H149V38H150V35H151V34H149V33L151 32V29L153 28V25H152L153 23H152V22H153L154 20H157V21H158V19H159V20H161V19H164V20H165V18H166V21H167V20H168V21L170 20V21H176V22H179L181 19L183 20L184 17H185L184 19H187L188 16H189L191 19L188 18V19L186 20V22H184L185 20H183V21L181 20L182 23H183V22H184V23H187V24H189V26H191V27L195 26V25H192V24L188 23V20H189V21L191 20L190 22H192L193 20H194V22H196V19H193V20H192V16H194V15L190 16V15H189V14H190L189 12H192L193 10L195 11V8H194V7H196V6H197L196 8H197L198 10L200 9V7L205 8V10H207V9H208L207 7H208V5H209V3H208V5H207V2H208V1H206V0H201L202 2H204V1L206 2L205 6H207V7H203L202 4H199ZM212 1H213V4L216 5V7H215V9H214V10L216 11V13H218V14H222V11H221V10H222V9H225V8H223L222 6H225V5H228V4H229V7H227V9H228L229 13H231V15H234V16H240V17L242 16V18H243V17L246 18V16H244V15H246V12L248 13V11H247L248 9H246V8H247V7H246V4H247V2H249L248 0H212ZM258 1H259V0H258ZM38 2H39V1H38ZM42 2H43V1H42ZM75 2H77V0H75ZM102 2H103V1H102ZM175 2H176V3H175ZM263 2H264V1H263ZM7 3H10V1L7 2ZM7 3H6V5H7ZM11 3H12V2H11ZM24 3L21 2L22 6L24 5ZM43 3H45V2H43ZM82 3H83V2H82ZM82 3H81V4H82ZM86 3H87V2H86ZM191 3L193 4V8H194L193 10H192V7H191V5H190ZM200 3H201V2H200ZM227 3H228V4H227ZM13 4H14V2H13ZM13 4H11V5H13ZM37 4H38V3H37ZM40 4H41V2H40ZM67 4H68V3H67ZM74 4H75V3H74ZM74 4H73V5H74ZM111 4H112V3H111ZM174 4H175L177 7H175ZM185 4L183 3V5H185ZM194 4H195V5H194ZM196 4H198V5H200V6H198V5H196ZM25 5H26V3H25ZM71 5H72V4H71ZM82 5H83V4H82ZM101 5H102V4H101ZM178 5H180V8H181V9L178 8V7H179ZM201 5H202V6H201ZM247 5H248V4H247ZM17 6H18V5H15V4H14L13 9L16 8V9L19 10V8H17ZM19 6H20V5H19ZM29 6H30V5H29ZM29 6H28V7H29ZM36 6H37V5H36ZM38 6H39V4H38ZM38 6H37V8H38ZM41 6H43V5H41ZM41 6H40V7H41ZM103 6H104V5H103ZM112 6H113V5H112ZM260 6H261V5H260ZM71 7H72V6H71ZM81 7H82V6L80 5V8H81ZM114 7H115V6H114ZM183 7H184V8H183ZM198 7H199V8H198ZM0 8H1V4H0ZM7 8H8V7H7ZM26 8H27V7H26ZM37 8H34V10H36ZM72 8H74V7H72ZM72 8H70V10H72ZM82 8H83V7H82ZM82 8H81V9H82ZM111 8H112V7H111ZM129 8H130V7H129ZM177 8H178V9H177ZM182 8H183V11H182V13H181ZM190 8H191V9H190ZM206 8H207V9H206ZM1 9H5V7L1 8ZM1 9H0L1 12H2V11H5V10H1ZM13 9H11V6H10V10H13ZM28 9H29V8H28ZM38 9L40 10L41 8H38ZM67 9H68V8H67ZM197 9H196V11H197ZM252 9H253V8H252ZM8 10H9V8H8ZM8 10H7V12H9V15H14V14H16L15 12H14L13 14H10V11H8ZM14 10H15V9H14ZM18 10H16L17 13H20V12H18ZM20 10H21V9H20ZM30 10H31V6H30L29 11H30ZM68 10H69V9H68ZM76 10H77V9H76ZM82 10H83V9H82ZM90 10H91V9H90ZM146 10H147V11H146ZM164 10H165L166 13H165V12H162V14H163L164 16H165V14H167L166 17H164L163 15H159V14L161 13V11H164ZM178 10H180V11H178ZM184 10H185V11H184ZM203 10H204V9H203ZM203 10H200V11H198L197 13L202 12ZM208 10H209V9H208ZM72 11H73V10H72ZM83 11H84V10H83ZM105 11H106V10H105ZM112 11H113V8H112ZM176 11H178V14H177ZM256 11H257V10H256ZM258 11H259V10H258ZM11 12H12V11H11ZM21 12H22V11H21ZM30 12H31V11H30ZM54 12H55V11H54ZM203 12H204V11H203ZM5 13H6V12H5ZM5 13L2 12V14H5ZM69 13H70V12H69ZM73 13H75V12H73ZM73 13H72V14H73ZM77 13H78V12H77ZM106 13H107V12H106ZM106 13H105V14H106ZM175 13L177 14V16L175 15ZM179 13H181V17H180V14H179ZM185 13H186V15H185ZM187 13H188V14H187ZM259 13H260V11H259ZM21 14L24 15L25 12H24V13H21ZM31 14H33V13H31ZM43 14H44V13H43ZM79 14H80V13H79ZM112 14L114 15V13H112ZM183 14L185 15L184 17H183ZM204 14H205V13H204ZM204 14L202 13V16H201V17H203ZM207 14H208V13H207ZM207 14H206V15H207ZM227 14H228V13H227ZM22 15H21V16H22ZM35 15H36V14H35ZM86 15H88V14H86ZM113 15H112V17H113ZM168 15H170L174 20H171V18H169ZM178 15H179V16H178ZM199 15H200V14H199ZM231 15H230V16H231ZM247 15H249V14H247ZM260 15H262V14H260ZM0 16H1V15H0ZM2 16H3V15H2ZM2 16H1V17H2ZM15 16H16V15H15ZM27 16H28V18H30L29 15H27ZM38 16H39V12H38L37 18H38ZM40 16H41V15H40ZM84 16H85V15H84ZM106 16L108 17V15H106ZM161 16H163V18H162ZM186 16H187V18H186ZM207 16H208V15H207ZM221 16H222V15H221ZM230 16H229V17H230ZM251 16H252V15H251ZM251 16H250V17H251ZM7 17H8V16H7V13H6V18H7ZM16 17H17V16H16ZM82 17H83V16H82ZM82 17H81V18H82ZM179 17H180L181 19H180ZM195 17H197V16H195ZM195 17H193V18H195ZM198 17H199V16H198ZM198 17H197V18H198ZM201 17H199V18L201 19ZM208 17H209V16H208ZM224 17H225V16H224ZM226 17H228V16H226ZM252 17H253V16H252ZM2 18H3V17H2ZM18 18H20V15L18 16ZM23 18H24V17H23ZM35 18H36V17H35ZM79 18H80V15H79ZM85 18H86V17H84V20H85ZM114 18H115V17H114ZM116 18H117V17H116ZM116 18H115V19H116ZM177 18H179V21H178ZM237 18H239V17H237ZM242 18H241V19H242ZM248 18H249V17H248ZM38 19H39V18H38ZM86 19H87V18H86ZM109 19H110V18H109ZM115 19H114V21H116V24H117V20H115ZM176 19H177V20H176ZM203 19H206V17H203ZM209 19H210V18H209ZM209 19H208V20H209ZM225 19H226V18H225ZM231 19H234V18H231ZM241 19H240V20H241ZM76 20H77V19H76ZM81 20H82V19H81ZM197 20H199V19H197ZM201 20H202V19H201ZM248 20H250V19H248ZM58 21H59V20H58ZM64 21H65V19H64ZM77 21H78V20H77ZM85 21H86V23H87V20H85ZM90 21H91V20H90ZM157 21H156V22H157ZM181 21H180V22H181ZM199 21H200V20H199ZM203 21H204V20H203ZM206 21H207V20H205V22H201V23H204V24H205ZM231 21H232V20H231ZM233 21H234V20H233ZM79 22H80V21H79ZM82 22H84V21H82ZM110 22H112V21H110ZM118 22H119V21H118ZM176 22H175V25H176ZM244 22L246 23V21H243V23H244ZM74 23H75V21H74ZM86 23H85V24H86ZM102 23H103V22H102ZM154 23H155V22H154ZM172 23H173V22H172ZM196 23H197V22H196ZM196 23H195V24H196ZM240 23H241V22H240ZM252 23H253V22H251V26H250V27H252ZM24 24H25V23H24ZM75 24H76V23H75ZM75 24H74V25H75ZM80 24H81V23H80ZM80 24L77 23V25H80ZM113 24H115V23L113 22ZM155 24H157V23H155ZM197 24H198V23H197ZM204 24H200V23H199L198 25H199V27H201V25H204ZM212 24H213V23H212ZM249 24H250V23H249ZM60 25H61V24H59L57 27H59ZM77 25H76V26H77ZM82 25H83V24H82ZM151 25H152V26H151ZM158 25H159V24H158ZM168 25H169L168 28H170L173 24H171V26H170V24H168ZM178 25H179V24H178ZM178 25H176L177 27H175V28H179ZM180 25H181V24H180ZM198 25H196L197 29L199 28ZM206 25H207V23H206ZM209 25H210V24H209ZM36 26H37V25H36ZM114 26H115V25H114ZM114 26H113V27H114ZM212 26H213V25H212ZM78 27H79V26H77L76 28H78ZM81 27H82V26H81ZM120 27H121V25H120ZM154 27H155V26H154ZM166 27H167V26H166ZM186 27H188V26H186ZM191 27H190V28H191ZM196 27H193V28H191V29L193 30V29L195 28L194 31H198V30L196 29ZM208 27H209V26H208ZM210 27H211V25H210ZM34 28H35V26H34ZM61 28H62V27H61ZM121 28H122V27H121ZM164 28H165V27H164ZM180 28H181V27H180ZM211 28H212V27H211ZM252 28H253V27H252ZM254 28H255V27H254ZM254 28H253V29H254ZM59 29H60V27H59ZM73 29H74V28H73ZM78 29H79V28H78ZM112 29H113V28H112ZM122 29H123V28H122ZM170 29H172V31L174 32V29H173V28H170ZM199 29H200V28H199ZM212 29H214V28H212ZM255 29H256V28H255ZM35 30H37V28H36ZM71 30H72V29H71ZM114 30H115V28H114ZM123 30H124V29H123ZM123 30H121V31H123ZM160 30H161V29H160ZM175 30H176V32H178V31H183L184 29H183V30H182V29H180V30L175 29ZM188 30H189V29H188ZM192 30H191V31H192ZM207 30H208V29H207ZM248 30H249V29H248ZM256 30H257V29H256ZM260 30H261V29H260ZM260 30H259V31H260ZM78 31H80V29H79ZM83 31H84V30H83ZM88 31H89V30H88ZM112 31H113V30H112ZM118 31H119V29H118ZM133 31H134V30H133ZM163 31H165V30H163ZM169 31L171 32V30H169ZM184 31H185V30H184ZM208 31H209V30H208ZM211 31H212V30H211ZM211 31H210V32H211ZM257 31H258V30H257ZM34 32H35V31H34ZM57 32H58V29H57ZM81 32H82V31H81ZM84 32H85V31H84ZM84 32H83V33H84ZM86 32H87V31H86ZM86 32H85V33H86ZM116 32H117V31H116ZM134 32H135V31H134ZM160 32H162V31H160ZM166 32H167V33H166ZM166 32H164V33H166L167 35H168V34L170 35V36L168 35V36L170 37L169 40L171 39L170 42H173V41H172V38H173V36H175V34H174V35H173V34L171 35L170 33H168V30H167ZM189 32H190V31H189ZM212 32H213V31H212ZM215 32H216V31H215ZM233 32H234V31H233ZM243 32H244V31H243ZM248 32H249V31H248ZM261 32L264 33L263 30H261ZM261 32H260V33H261ZM99 33H100V32H99ZM112 33H115V32H112ZM164 33H163V35H164ZM178 33H179V32H178ZM199 33H200V32H199ZM227 33H229V32H227ZM234 33H235V32H234ZM253 33H254V32H253ZM61 34H62V33H61ZM69 34H70V33H69ZM143 34H142V35H143ZM191 34H192V32H191ZM195 34H196V33H195ZM213 34H214V33H213ZM231 34H232V33H231ZM242 34H243V33H242ZM39 35H41V34H39ZM58 35H59V37L61 36L60 34H58ZM117 35H118V33H117ZM117 35H115V37H117ZM142 35L140 34V36H142ZM180 35H181V34L179 33V39H180V38L182 39V36H180ZM200 35H201V34H200ZM200 35H199V36H200ZM210 35H212V33H210ZM222 35H224V34H222ZM229 35H230V34H229ZM232 35L234 36V34H232ZM237 35H238V34H237ZM240 35H241V33H240ZM5 36H6V35H5ZM5 36H3V37H5ZM33 36H34V35H33ZM69 36H70V35H69ZM87 36H88V35H87ZM122 36H123V35H121V37H122ZM125 36H126V35H125ZM148 36H149V38H148ZM164 36H166V35H164ZM164 36H163V38H161V41H164V40H163V39H165ZM186 36H187V34H186ZM196 36H198V35L196 34ZM217 36L219 37L220 35H217ZM217 36H216V37H217ZM256 36H257V35H256ZM261 36H262V35H261ZM88 37H89V36H88ZM121 37H120V38H121ZM144 37H143V40H146V38L144 39ZM171 37H172V38H171ZM175 37H176V36H175ZM201 37H202V36H201ZM214 37H215V35H214ZM227 37L229 38L230 36L227 35ZM234 37H235V36H234ZM241 37H242V36H241ZM244 37H246V36L244 35ZM248 37H249V36H248ZM248 37H246L247 39H246V38H240L239 35H238V38L241 39V41H242L243 39L248 40V39H249ZM252 37H253V36H252ZM262 37H263V36H262ZM34 38H35V36H34ZM34 38H33V39H34ZM117 38H118V37H117ZM185 38H186V37H185ZM187 38H188V36H187ZM223 38H224V37H223ZM225 38H226V36H225ZM225 38H224V39H225ZM230 38H232V37H230ZM254 38H255V36H254ZM35 39H36V38H35ZM69 39H70V38H69ZM88 39H89V38H88ZM140 39H142V38H140ZM150 39H151V38H150ZM154 39H155V38H154ZM179 39H178V41H179ZM190 39H191V37H190ZM199 39H200V38H199ZM224 39H223V40H224ZM239 39H238V40H239ZM263 39H264V38H263ZM58 40H59V38H58ZM89 40H90V39H89ZM158 40L160 41V39H158ZM185 40H186V39H185ZM188 40H189V39H188ZM195 40H196V39H195ZM203 40H204V39H203ZM208 40H209V39H208ZM211 40H212V39H211ZM223 40H222V41H223ZM235 40H236V39H235ZM33 41H34V40H32V42H33ZM67 41H68V39H67ZM101 41H103V40L101 39ZM120 41H121V40H120ZM125 41H126V39H125ZM147 41H150V40H146V41H145V42L147 43V46L149 47V44H148ZM176 41H177V37H176ZM180 41H181V40H180ZM180 41H179V42H180ZM199 41H200V40H199ZM206 41H207V39L204 40V42H206ZM219 41H220V40H219ZM222 41H221V42H222ZM228 41H229V39L227 40L226 43H228ZM236 41H237V40H236ZM244 41H245V40H244ZM249 41H250V40H249ZM260 41H261V40H259V42H260ZM26 42H27V41H26ZM114 42H115V41H114ZM123 42H124V41H123ZM126 42H127V41H126ZM151 42H152V41H151ZM151 42H150V43H151ZM153 42H154V41H153ZM157 42H158V41H157ZM165 42H168V43H169V41H168V37H167V41H164V43H165ZM179 42H178V43H179ZM186 42H187V41H186ZM188 42H189V41H188ZM196 42H197V41H196ZM202 42H203V41H202ZM217 42H218V41L216 40V43H217ZM224 42H225V40H224ZM224 42H223V43H224ZM242 42H243V41H242ZM245 42H246V41H245ZM245 42H244V43H245ZM259 42H258V43H259ZM29 43H30V42H29ZM57 43H58V41H57ZM120 43H121V42H120ZM128 43H129V42H128ZM128 43H127V44H128ZM130 43H131V42H130ZM146 43L144 44V42H142V44H144V45H146ZM159 43H163V42H159ZM168 43H167V46L164 47V49H162L161 47H163V46H160L159 44H158L159 46L157 45L156 49H157V50L160 49V51H161L162 53H163L164 50H166V51H165L166 54H167V52H168L169 54L171 53L172 55H176V54H173V51H172L171 49H170L171 52L167 51V49H168V45H169L170 48L172 47V45L170 46V44H168ZM178 43H177L175 46H177ZM197 43H198V42H197ZM212 43H213V42H212ZM212 43L209 44L208 41H207V42H206V45H208L207 47H211V46H212V45H211ZM214 43H215V42H214ZM236 43H238V45H239V44H240V41H239V42H236ZM236 43L233 44V45H235V47H237V46H236ZM247 43H249V42H246V44H247ZM258 43H257V44H258ZM65 44H66V43H65ZM65 44H64V45H65ZM67 44H68V43H67ZM127 44H126V45H127ZM151 44H152V43H151ZM155 44H156V43H154V45H155ZM179 44H183V43L180 42ZM190 44H191V43H190ZM200 44H202V43H200ZM200 44H199V45H200ZM219 44H222V43L219 42ZM229 44H230V43H229ZM229 44H226V45L228 46ZM249 44H250V43H249ZM249 44H248V45H249ZM261 44L264 45L263 42H261ZM40 45H41V44H40ZM124 45H125V44H124ZM128 45H130V44H128ZM128 45H127V46H128ZM185 45H187V43H185ZM188 45H189V44H188ZM202 45H203V44H202ZM206 45H205V46H206ZM209 45H211V46H209ZM216 45H217V44H216ZM223 45H224V44H223ZM251 45H253V44H251ZM38 46H39V45H38ZM116 46H117V45H116ZM127 46H125V48H126ZM150 46H151V45H150ZM175 46H174V47H175ZM183 46H184V45H183ZM205 46H204V47H205ZM240 46H241V45H240ZM240 46H239V48H240ZM244 46L246 47V45H243V47H244ZM259 46H260V44H259ZM35 47H36V46H35ZM174 47H172V48H174ZM184 47H186V46H184ZM189 47H190V46H189ZM200 47H202V46H200ZM204 47H203V48H204ZM215 47H216V46H215ZM219 47H220V45H219ZM222 47H223V46H222ZM222 47L218 48V46H217L218 49H221ZM224 47H225V46H224ZM228 47H230V48H227V49H226V47H225V48H223V49H226V51H227V50L229 51V52L227 51V56H229V55L232 56L233 53H231V52H232V51L234 52V51L236 50V48H233V49H232V46H231V45L228 46ZM245 47L242 48V49H245ZM254 47H255V46H254ZM33 48H34V45H33ZM40 48H41V47H40ZM63 48H64V47H63ZM129 48H130V47H129ZM146 48H147V47H146ZM150 48H151V47H150ZM179 48H180V47H179ZM211 48H213V47H211ZM237 48H238V47H237ZM252 48H253V47H251V49H252ZM26 49H27V48H26ZM105 49H106V48H105ZM130 49H131V48H130ZM156 49H155V50H156ZM181 49H182V48H181ZM184 49H185V48H184ZM190 49H191V48H189V50H190ZM204 49H207V48L205 47ZM209 49H210V48H209ZM215 49H216V48H215ZM242 49H240V51H241ZM246 49H247V48H246ZM251 49L248 48V50H250L251 52H252V50H253V52L256 51L255 48H253L252 50H251ZM254 49H255V50H254ZM260 49H261V48H260ZM128 50H129V49H128ZM162 50H163V51H162ZM168 50H169V49H168ZM177 50H178V48H177ZM189 50H188V51H189ZM207 50H208V49H207ZM210 50H212V49H210ZM262 50H263V49H262ZM15 51H16V50H15ZM56 51H60V49H56ZM69 51H70V50H69ZM129 51H130V50H129ZM196 51H197V50H196ZM198 51H200V50H198ZM203 51H204V50H203ZM203 51H201V53H202ZM217 51H218V50H217ZM230 51H231V52H230ZM240 51H239V50H238V51L236 50L235 53H236V54H237V52L240 53ZM242 51H243V50H242ZM244 51H245V50H244ZM123 52H124V50H123ZM151 52L153 53V51H151ZM161 52H154V54L157 53V54L160 56V53H161ZM178 52L181 53L180 51H178ZM205 52H206V51H204V53H205ZM211 52H212V51H211ZM211 52H210V54H211ZM218 52H219V51H218ZM218 52H217V53H218ZM220 52H221V54H222V52H225V50H224V51H220ZM245 52H246V51H245ZM253 52L250 54L251 59H250L249 56H247V61H248L249 59H250V60H249L248 62H246V64L244 63L245 61L243 62L242 60H240V59L242 58V57H240V56H242L243 53H241V55H238V54H237L238 56H236V57H240V59H238V60H240V62H241L242 64L244 63L245 65H247V64L249 65V63L251 64L250 61L252 60V57H253L252 54H253ZM5 53H6V52H5ZM5 53H3V55H5ZM13 53H15V52H13ZM29 53H30V51H29ZM48 53H49V52H48ZM91 53H92V52H91ZM97 53H98V52H97ZM133 53H134V52H133ZM133 53H131V54H133ZM162 53H161V56H163V54H165V53H163V54H162ZM179 53H177V56L179 55ZM194 53H197V52H194ZM198 53H199V52H198ZM228 53H229V55H228ZM247 53H248V52H247ZM249 53H250V52H249ZM254 53H256V52H254ZM263 53H264V52H262L261 54H263ZM30 54H31V53H30ZM57 54H58V52H57ZM89 54H90V53H89ZM100 54H101V53H100ZM125 54H126V53H125ZM129 54H130V52H129ZM245 54H246V53H245ZM3 55H2V56H3ZM93 55H94V54H93ZM101 55H102V54H101ZM111 55H112V54H111ZM167 55H168V54H167ZM206 55H208V57H209V51L207 52ZM206 55H205V56H206ZM213 55H214V56H213ZM218 55L220 56V54H218ZM223 55H224V54H223ZM243 55H244V54H243ZM246 55H248V54H246ZM263 55H264V54H263ZM12 56H13V55H12ZM31 56H32V55H31ZM180 56H181V54H180ZM194 56H195V54H194ZM199 56H200V55H199ZM210 56H213V57H209V58H211L210 61L212 62V63H211V62H209V63L212 64L213 69H214V68L216 69V67H218V66L221 65V64L219 63L220 60L217 61L216 59H214V57H219V56H216L215 53H212V55H210ZM225 56H226V55H225ZM225 56H223L224 58H223L222 56H220L222 62H226V58H225ZM233 56H235V55L233 54ZM3 57H5V56H3ZM41 57H42V56H41ZM91 57H93V56L91 55ZM98 57H99V56H98ZM128 57H129V55H128ZM197 57H198V56L196 55V58H197ZM208 57H207V58H208ZM248 57H249V59H248ZM256 57H257V55H256ZM262 57H263V56H262ZM11 58H12V57H11ZM78 58H79V57H78ZM95 58H96V57H94V59H95ZM123 58H124V57H123ZM125 58H126V55H125ZM155 58H156V57H155ZM155 58H154V59H155ZM169 58L171 59V56H169ZM169 58H167L166 60H168ZM178 58H179V57H178ZM196 58H194V59H196ZM202 58L204 59V56H203ZM209 58H208V59H209ZM230 58H231V57H230ZM234 58H235V57H234ZM243 58L246 59V56H243ZM243 58H242V59H243ZM160 59H161V58H160ZM170 59H169V61H170ZM172 59H174V57H173ZM182 59H183V58H182ZM186 59H187V58H186ZM212 59H213V60H212ZM224 59H225V61H223ZM256 59H257V58H256ZM256 59H254V60H256ZM261 59H262V58H261ZM1 60H5V59H1ZM92 60H93V58H92ZM122 60H123V59H122ZM127 60H129V59H127ZM150 60H152V58H150ZM174 60H175V59H174ZM190 60H191V59H190ZM196 60L198 61V58H197ZM196 60H195V61H196ZM214 60H215V61H214ZM235 60H236V59H235ZM235 60H234V61H235ZM238 60H237V61H238ZM254 60H253V61H254ZM259 60H260V59H259ZM263 60H264V59H263ZM37 61H38V60H37ZM40 61H42V59H41ZM46 61H47V60H46ZM52 61H53V60H52ZM103 61H104V60H103ZM124 61H125V60H124ZM162 61H163V59H162ZM164 61H165V60H164ZM169 61H168V62H169ZM179 61H180V60H179ZM179 61H176V62H178V64L176 63L177 65H179V63H181V61H180V62H179ZM185 61H186V60H185ZM197 61H196V62H197ZM200 61H201V60H200ZM207 61H209V60H207ZM213 61H214V62H213ZM216 61H217V63H216ZM227 61L231 63L232 60H231V61L227 60ZM237 61H235V62L237 63ZM34 62H35V60H34ZM97 62H98V61H97ZM105 62H106V60H105ZM125 62H126V61H125ZM158 62H160V61H158ZM165 62H167V61H165ZM182 62H183V61H182ZM203 62H204V60H203ZM235 62H234V63H235ZM3 63H5V61L1 62V64H3ZM54 63H55V62H54ZM93 63L95 64L94 61H93ZM127 63H131V62L127 61ZM132 63H133V62H132ZM149 63H151V62H149ZM187 63H189V61H188ZM187 63H186V65H188ZM206 63H207V62H206ZM213 63H216L217 65H216V66H213ZM218 63H219V65H218ZM232 63H233V62H232ZM241 63L238 62L237 65H238V64L240 65ZM257 63H258V62H257ZM262 63H263V62H262ZM8 64H9V63H8ZM8 64H7V65H8ZM33 64L35 65V63H33ZM47 64H48V63H47ZM134 64H135V63H134ZM173 64H174V63H173ZM198 64H199V63H198ZM207 64H208V63H207ZM211 64H210V65H211ZM258 64H259V63H258ZM37 65H38V64H37ZM37 65H36V66H37ZM71 65H72V64H71ZM77 65H78V64H77ZM96 65H97V63H96ZM126 65H129V64H126ZM147 65H148V64H147ZM184 65H185V63H183V68L185 67V68H184V70H185V69H187V68H186V65H185V66H184ZM200 65H201V62H200ZM200 65H198V66H200ZM226 65H227V63H226ZM226 65H225V67H228V65H227V66H226ZM237 65H235V66H237ZM239 65H238V66H239ZM261 65H262V64H261ZM2 66H3V65H1V67H2ZM130 66L132 67V65H130ZM130 66H129V67H130ZM174 66H175V65H174ZM192 66H194V64L191 62V67H192ZM202 66H203V65H202ZM202 66H201V67H202ZM204 66H206V65H204ZM229 66H230V64H229ZM231 66H233V65L231 64ZM235 66H234V69L239 68L238 66H237V68H236ZM240 66H241L240 70H241V69H244V68L247 69V68L249 67V66H248V67L245 66L244 68H242V66H244V65H240ZM251 66H252V65H251ZM251 66H250V67H251ZM3 67H5V66H3ZM22 67H25V65H24V66L22 65ZM32 67H34V66H32ZM39 67H40V65H39ZM86 67H87V66H86ZM95 67H96V66H95ZM131 67H130V68H131ZM181 67H182V65H181ZM212 67H211V69H212ZM220 67L224 68L223 65H221ZM250 67H249V69H250ZM253 67H254V66H253ZM6 68L8 69V66H7ZM10 68H13V67H10ZM15 68H16V72H19V69H17V67H15ZM19 68H20V67H19ZM34 68H35L34 70L36 71V67H34ZM48 68H50V67L48 66ZM48 68H47V70H49ZM61 68H62V67H61ZM97 68H98V67H97ZM97 68H96V69H97ZM133 68H134V67H133ZM133 68H131V70H132ZM173 68H175V67H173ZM178 68H180V67H178ZM192 68H194V67H192ZM195 68H198V69H199L200 67H196V66H195ZM1 69H3V68H1ZM30 69H31V67H30ZM39 69H41V67H40ZM54 69H55V68H54ZM54 69H53V70H54ZM57 69H59V67H57ZM188 69H189V68H188ZM205 69L207 70V68H205ZM205 69H204V70H205ZM209 69H210V68H209ZM211 69H210V71H211ZM215 69H214V70H215ZM219 69H220V68H219ZM219 69H218V70H219ZM230 69H231V68H230ZM234 69H233V72L230 71L231 74H232V73H235L236 70L234 71ZM251 69H252V68H251ZM17 70H18V71H17ZM31 70H32V69H31ZM31 70H29V71L31 72ZM34 70H32V71H34ZM44 70H46V69L44 68ZM74 70H75V69H74ZM127 70H128V69H127ZM129 70H130V69H129ZM131 70H130V71H131ZM151 70H152V69H151ZM194 70H195V69H194ZM194 70H193V71H194ZM196 70H197V69H196ZM201 70H202V72H203V69H201ZM214 70H212V71L214 72ZM216 70H217V69H216ZM216 70H215V71H216ZM223 70H224V69H223ZM244 70H245V69H244ZM253 70H254V69H253ZM20 71H21V70H20ZM37 71H38V70H37ZM37 71H36V72H37ZM40 71H41V70H40ZM58 71H59V70H58ZM78 71H79V70H78ZM98 71H99V70H98ZM130 71H128L129 74H132V72H130ZM153 71H154V70H153ZM185 71H186V70H185ZM191 71H192V69H191ZM191 71H190V72H191ZM198 71H200V70H198ZM210 71H209V72H210ZM212 71L210 72V75H211V73H213ZM228 71H229V67H228ZM246 71H247L248 73L250 72L248 69H247ZM246 71H245V76H244V77H248V76H247L248 73H247ZM251 71H252V70H251ZM263 71H264V70H263ZM71 72H72V70L70 71V73H71ZM172 72H173V71H172ZM195 72H196V71H195ZM200 72H201V71H200ZM200 72H198L199 75H201ZM209 72L207 71V73H206V72L204 71V73H206V75H207V76L205 75V77H208V76H209V75H208ZM217 72H218V71H217ZM241 72H242V71H241ZM7 73H8V72H7ZM9 73H10V71H9ZM14 73H15V72H14ZM31 73H32V72H31ZM42 73H43V72H42ZM44 73H45V72H44ZM49 73H50V72H49ZM54 73H55V72H54ZM77 73H78V72H77ZM159 73H160V72H159ZM204 73H202V74H204ZM218 73H219V72H218ZM225 73H226V72H225ZM243 73H244V71H243L241 74H240L239 72H238V74H237V72H236L237 76H239V77H237V78H239L237 81H240V79L242 78L241 75H242ZM253 73H254V72H253ZM19 74H20V73H19ZM19 74H18V75H19ZM45 74H46V73H45ZM215 74H216V72H215ZM219 74H220L219 77H222L221 73H219ZM231 74H230V75H231ZM18 75H17V76H18ZM22 75H23V74H22ZM29 75H30V76H29L28 80H31L32 76H33V77H34V75L38 76V73H37V74H33V75H32V74H29ZM42 75H43V74H42ZM65 75H66V74L64 73V76H65ZM71 75H72V74H71ZM71 75H70V76H71ZM73 75H74V74H73ZM101 75H102V73H101ZM134 75H135V74H134ZM160 75H162V74H160ZM15 76H16V74H15ZM67 76H68V75H67ZM70 76H69V77H70ZM135 76H136V75H135ZM157 76H158V75H157ZM213 76H215V75L212 74L211 76H209V78L211 77V79L214 80ZM216 76L218 77V74H217ZM227 76H228V75H227ZM233 76H234V75H233ZM233 76L231 75L232 79H233ZM240 76H241V78H240ZM250 76H251V75H250ZM7 77H8V76H7ZM7 77H5V79H8ZM13 77H14V76H13ZM18 77H19V76H18ZM39 77H40V75H39ZM50 77H51V76H50ZM98 77H99V76H98ZM101 77H102V76H101ZM186 77H187V76H186ZM20 78H21V77H20ZM23 78H24V77H23ZM52 78H53V77H52ZM52 78H50V79H52ZM88 78H89V77H88ZM130 78H131V77H130ZM130 78H129V79H130ZM134 78H136V77H134ZM141 78H142V77H141ZM170 78H171V77H170ZM193 78H194V77H193ZM201 78H202V75H201ZM201 78H200V79H201ZM252 78H253V77H252ZM252 78H251V79H252ZM15 79H17V77H16ZM15 79H14V80H15ZM24 79H25V78H24ZM39 79H41V78H37V82L39 81ZM53 79H54V78H53ZM57 79H58V78H57ZM59 79H60V78H59ZM100 79H102V78H100ZM131 79H132V78H131ZM163 79H164V78H163ZM168 79H169V78H168ZM172 79H174V78H172ZM172 79H171V80L169 79V80H170V83H172V84H176V83H173L174 80H172ZM177 79H178V78H177ZM204 79H206V78H204ZM207 79H208V78H207ZM207 79H206V81H210V83H211V79H209V80H207ZM215 79H216V77H215ZM218 79H219V78H218ZM224 79H225V78H224ZM247 79H248V78H246V80H247ZM249 79H250V78H249ZM28 80H27V81H28ZM34 80H35V78H33V80H31V81L33 82ZM55 80H56V79H55ZM63 80H64V79H63ZM86 80H87V79H86ZM139 80H140V79H139ZM221 80H222V79H221ZM229 80H230V77H229V79H227L226 81L229 82ZM242 80H243V79H242ZM8 81H9V80H8ZM15 81H16V80H15ZM15 81H14V82H15ZM17 81H18V80H17ZM25 81H26V80H25ZM31 81H30L29 83H31ZM84 81H85V80H84ZM131 81H132V80H131ZM136 81H137V80H136ZM171 81H173V82H171ZM175 81H176V79H175ZM178 81H179V80H178ZM180 81H182V80H180ZM180 81H179V82H180ZM214 81H216V80H214ZM214 81H213V82H214ZM230 81H232V80H230ZM237 81L235 80V84L232 83V84L235 85V86L231 85V83H230V85H231L233 88H234V87L236 88V84H238ZM9 82H10V81H9ZM40 82H41V81H40ZM44 82H45V81H44ZM133 82H134V81H133ZM167 82H169V81H167ZM200 82H201V81H200ZM217 82H219V81H217ZM240 82H241V81H240ZM240 82H239V83H240ZM25 83H26V82H25ZM35 83H36V82H35ZM38 83H39V82H38ZM45 83H47V81H46ZM45 83H44V84H45ZM66 83H67V82H66ZM81 83H82V82H81ZM112 83H113V82H112ZM162 83H163V82H162ZM181 83H182V82H181ZM183 83H184V82H183ZM202 83H204V82H202ZM207 83H208V82H206V84H207ZM210 83H208V84L210 85ZM27 84H28V83H27ZM100 84H102V83H100ZM131 84H132V82H131ZM131 84H129V85L132 86ZM135 84L137 85V83L134 82L133 85L135 86ZM139 84H141V83H139ZM165 84H166V82H165ZM204 84H205V83H204ZM213 84H214V83H212L211 85H213ZM222 84H224V83H222ZM226 84H227V82L225 83V85H226ZM3 85H5V88H4V89H5V93H3V96H2V97H3L4 99L2 100V102L4 101L5 103H3L4 105H3V104H1V105L3 106V113H2V114L5 115V117H6V123H5L6 126H7V127L9 126V127H11V129L16 130V131H19L18 128L22 127L24 124L27 125V126H30V129H31V127H34V126L37 128V127H38L37 125H39V122H38L37 125H35V124L32 125V124H31V125H32V126H31V125H29V124H26L27 121H25V119L27 118V116L25 117V113L30 111V110L28 111V108L30 107V106L28 107V105H29L28 103H32V102H31V101H32V100H31V96H32V95L30 96V93H29V92H30L31 90L33 91L34 89H36V88H35L36 85H32V84H31V85L34 87V89H33V87L31 86L32 89H31L30 91H29V88H27V87L25 86V87H26V92H27V90L29 91V92H27V93H28V97H27V95H26L27 93H25V94L23 93L22 95H25V96H23V97H20L19 95H16L17 93L15 94L16 90L14 91L13 88H14V87H17V86H15L16 84H14V87L11 86V85L9 86V85H7V84H3ZM12 85H13V84H12ZM39 85L44 86L42 83L39 84ZM46 85H47V84H46ZM46 85H45V86H46ZM55 85H56V84H55ZM169 85H170V84H169ZM169 85H167V86H169ZM183 85H184V84H183ZM186 85H187V84H186ZM186 85H185V88H187ZM190 85L192 86V84H190ZM52 86H53V85H52ZM126 86H127V85H126ZM175 86H176V85H175ZM227 86H228V84H227ZM231 86H229V87H231ZM238 86H239V85H238ZM242 86H244V83H243ZM255 86H256V85H255ZM36 87H37V86H36ZM40 87H41V86H40ZM40 87H39V88H40ZM80 87H81V86H80ZM100 87H101V86H100ZM152 87H154V86H152ZM165 87H166V86H165ZM176 87H177V86H176ZM208 87H209V86H208ZM221 87H223V86H221ZM221 87H220V88H221ZM225 87H226V86H225ZM232 87H231V88H232ZM245 87H246V85H245ZM248 87H249V86H248ZM41 88L44 90L43 87H41ZM41 88H40V90H42ZM45 88H46V87H45ZM47 88H48V87H47ZM47 88H46V89H47ZM51 88H52V87H51ZM55 88H56V87H55ZM66 88H67V87H66ZM82 88H83V86H82ZM124 88H126V87H124ZM135 88H136V87H135ZM140 88H141V87H140ZM160 88H161V87H160ZM173 88H175V87H173ZM183 88H184V86H183ZM185 88H184V89H185ZM192 88H193V90H194V86H192ZM205 88H206V87H205ZM235 88L232 89V90H235ZM241 88H242V87H241ZM0 89H1V88H0ZM14 89H15V88H14ZM16 89H17V88H16ZM48 89H50V88H48ZM80 89H81V88H80ZM164 89H165V88L162 89V90H163L162 92L159 91L160 94H159L158 92H156V93H158V95H160L161 97H163V96L161 95V93L163 94L164 91H167L166 89H165V90H164ZM168 89H170V87H169ZM176 89H180V88L178 87V88H176ZM214 89H215V88H213V90H214ZM225 89H226V88H225ZM236 89H237V88H236ZM38 90H39V89H38ZM50 90H51V89H50ZM66 90H67V89H66ZM69 90H70V88H69ZM72 90H73V88H72ZM90 90H91V89H90ZM134 90H135V89H134ZM137 90H138V88H137ZM159 90H160V89H159ZM171 90H172V89H171ZM180 90H181V89H180ZM185 90H186V89H185ZM185 90H184V91H185ZM191 90H192V89L189 90L190 93L192 92ZM221 90H223V89H221ZM227 90H228V89H227ZM227 90H226V91H227ZM245 90H246V88H245ZM248 90H249V89H248ZM250 90H251V89H250ZM57 91H58V90H57ZM98 91H99V90H98ZM124 91H125V89H124ZM130 91H131V90H130ZM135 91H136V90H135ZM135 91H134V94H135ZM172 91H174V89H173ZM172 91L170 92V95H171V93L173 94ZM187 91H188V90H187ZM236 91H237V90H236ZM239 91H240V88H239V90H238V93H239ZM241 91H242V90H241ZM0 92H1V91H0ZM23 92H24V90H23ZM33 92H34V91H33ZM33 92H32V93H33ZM43 92H45V90H44ZM48 92H49V91H48ZM55 92H56V91L54 90L53 93H55ZM137 92H138V91H137ZM139 92H140V91H139ZM154 92H155V91H154ZM177 92H178V91H177ZM195 92H196V91H195ZM195 92H194V93H195ZM215 92H216V91H215ZM228 92H229V91H228ZM228 92H227V94L229 95L230 92H229V93H228ZM243 92H244V91H243ZM243 92H242V93H243ZM249 92H250V91H249ZM1 93H2V92H1ZM35 93H36V92H35ZM40 93H42V91H40ZM46 93H47V92H46ZM46 93H45V94H46ZM50 93H51V92H50ZM141 93H142V92H141ZM166 93H167V92H166ZM166 93H165V94H166ZM190 93H189V94H190ZM205 93H206V92H205ZM8 94H11V96H9ZM36 94H37V93H36ZM48 94H49V93H48ZM57 94H58V93H57ZM98 94H99V92H98ZM131 94H133V92H132ZM139 94H140V93H139ZM198 94H199V93H198ZM198 94H197V95H198ZM1 95H2V94H1ZM22 95H21V96H22ZM40 95H41V94H40ZM52 95H53V94H52ZM101 95H102V94H101ZM140 95H141V94H140ZM166 95L168 96V95H169V92H168V94H166ZM166 95H165V96H166ZM194 95H195V94H194ZM220 95H221V93H220ZM228 95H226V97H227ZM241 95H242V94H241ZM37 96H38V94H37ZM50 96H51V95H49V97H50ZM54 96H55V95H54ZM78 96H79V95H78ZM135 96H137V95H135ZM165 96H164V97H165ZM209 96H210V95H209ZM229 96H230V95H229ZM41 97H42V96H41ZM41 97L39 98V96H38L39 99H41ZM158 97H159V96H157V98H158ZM161 97H160V98H161ZM168 97H170V99L172 98L171 96H168ZM192 97H193V96H192ZM197 97H198V96H197ZM200 97H201V96H200ZM222 97H223V95H222ZM33 98H34V97H33ZM35 98H36V97H35ZM38 98H37V99H38ZM57 98H58V97H57ZM71 98H72V97H71ZM138 98H139V97H137L136 99H138ZM149 98H150V97H149ZM151 98H152V97H151ZM155 98H156V97H155ZM227 98H228V97H227ZM242 98H243V97H242ZM8 99H9V100H8ZM37 99H36V102L39 104L40 101H39V99H38V101H39V102H38ZM51 99H52V98H51ZM59 99H60V98H59ZM67 99H68V98H67ZM130 99H131V97H130ZM136 99H135V100H136ZM141 99H142V98H141ZM141 99H139L140 102H141ZM161 99H162V98H161ZM173 99H176V98H173ZM187 99H188V97H187ZM214 99H215V98H214ZM34 100H35V99H34ZM41 100H42V103H43V99H41ZM46 100H47V97H46ZM46 100H44V101H46ZM49 100H50V98H49ZM53 100H54V99H53ZM53 100H52V101H53ZM55 100H56V99H55ZM55 100H54V101H55ZM176 100H177V99H176ZM176 100H173V101H175V103H176ZM196 100H197V99H196ZM198 100H199V98H198ZM198 100H197L196 102H198ZM222 100H223V99H222ZM245 100H246V99H245ZM245 100H244V101H245ZM50 101H51V100H50ZM57 101H59V100H57ZM57 101H56V102H57ZM66 101H67V100H66ZM93 101H94V100H93ZM105 101H106V98H105ZM118 101H119V100H118ZM151 101H153V100H151ZM154 101H155V100H154ZM169 101H170V100L167 99V102H166V103H169V104H170L171 102H169ZM188 101H189V100H188ZM209 101H210V99H209ZM227 101H228V100H227ZM231 101H234V100H231ZM236 101H237V100H236ZM56 102H54V103H56ZM60 102H61V100H60ZM62 102H63V101H62ZM69 102H70V101H69ZM89 102H90V101H89ZM100 102H101V101H100ZM100 102H99V105H100ZM135 102H136V101H135ZM135 102H134V103H135ZM140 102H139V103H140ZM143 102H144V101H143ZM162 102H163V101H162ZM183 102H184V101H183ZM229 102H230V101H229ZM238 102H240L239 99H238ZM238 102H237V103H238ZM252 102H253V101H252ZM252 102H250V103H252ZM0 103H1V102H0ZM44 103H45V102H44ZM44 103H43V104H44ZM67 103H68V102H67ZM67 103H66V104H67ZM74 103H75V102H74ZM84 103H85V102H84ZM101 103H102V102H101ZM141 103H142V102H141ZM175 103H174V104H175ZM177 103H178V102H177ZM184 103H185V102H184ZM184 103H182V104H184ZM192 103H193V102H192ZM192 103H191V104H192ZM205 103L207 104V101H206ZM230 103H231V102H230ZM38 104H37V106H39ZM43 104H42V105H43ZM47 104H48V102H47ZM85 104H86V103H85ZM88 104H89V103H88ZM91 104H92V102H91ZM137 104H138V103H137ZM142 104H144V103H142ZM164 104H165V103H164ZM169 104H168V106H169ZM198 104L200 105L199 102H198ZM1 105H0V110L2 109ZM31 105H33V104H31ZM35 105H36V104H35ZM42 105H41V106H42ZM53 105H54V104H53ZM83 105H84V104H83ZM159 105H160V104H159ZM185 105H187V104H185ZM201 105H202V104H201ZM232 105H233V104H232ZM45 106H46V104H45ZM54 106H55V105H54ZM67 106H68V105H67ZM87 106H88V105H87ZM131 106H132V105H131ZM135 106H136V104H135ZM138 106H139V107H142V106H140V105H138ZM144 106H145V105H144ZM165 106H166V104H165ZM175 106H176V105H175ZM34 107H35V106H34ZM49 107H50V106H49ZM49 107H48V108H49ZM72 107H73V105H72ZM99 107H100V106H99ZM99 107H98V108H99ZM160 107H161V106H160ZM201 107H202V106H201ZM203 107H204V106H203ZM32 108H33V107H32ZM35 108H36V107H35ZM37 108H38V107H37ZM37 108H36V109H37ZM40 108H43V109H44L43 106L40 107ZM40 108H39V109H40ZM48 108H47V109H48ZM50 108H51V107H50ZM52 108H53V107H52ZM56 108H57L58 110L61 109V107H60V109H59L58 107H56ZM68 108H69V107H68ZM81 108H82V107H81ZM83 108H84V107H83ZM111 108H112V107H111ZM136 108H137V106H136ZM146 108H147V107H146ZM29 109H31V107H30ZM101 109H102V106H101ZM101 109H100V111H101ZM163 109H166V108L163 107ZM178 109H180V108H178ZM206 109H207V108H206ZM210 109H212V108H209V110H210ZM215 109H217V108H215ZM26 110H27V111H26ZM44 110H45V109H44ZM49 110H50V109H48V113L51 114L52 112L50 113ZM84 110H86V108H84ZM121 110H122V109H121ZM121 110H120V111H121ZM127 110H129V109H127ZM131 110H132V109H131ZM139 110H140V109H139ZM142 110H143V107H142ZM157 110H158V109H157ZM160 110H161V109H160ZM187 110L190 111L191 109H190V110L187 109ZM240 110H241V109H240ZM45 111H46V110H45ZM125 111H126V110H125ZM144 111H145V110H144ZM148 111H149V110H148ZM165 111H166V110H165ZM167 111H168V110H167ZM188 111H185V112H188ZM203 111H204V110H203ZM210 111H211V110H210ZM212 111H213V110H212ZM231 111H233V110H231ZM40 112H41V111H39L38 113H40ZM66 112H67V111H66ZM82 112H83V111H82ZM90 112H91V111H90ZM145 112H146V111H145ZM145 112H144V113H145ZM149 112H150V111H149ZM160 112H161V111H160ZM170 112H171V111H170ZM240 112H241V111H240ZM45 113H46V112H45ZM53 113H55V112H53ZM64 113H65V112H64ZM79 113H80V112H79ZM83 113H84V112H83ZM118 113H119V112H118ZM144 113H142V114H144ZM202 113H203V112H202ZM208 113H209V112H208ZM211 113H212V112H211ZM213 113H214V112H213ZM218 113H219V112H218ZM236 113H237V112H236ZM27 114H28V113H27ZM27 114H26V115H27ZM29 114H30V113H29ZM43 114H44V113L42 112V115H43ZM55 114L58 115V113H55ZM70 114H71V113H70ZM145 114H146V113H145ZM149 114H150V113H149ZM164 114H165V113H163V115H164ZM199 114H200V113H199ZM203 114H204V113H203ZM220 114H221V113H219V117H221ZM30 115H31V114H30ZM33 115H35V114L33 113L32 116H33ZM37 115H38V114H37ZM42 115H41V114L38 115V116H39L38 119L41 120V122H44V117H46V116L43 115L44 117H43L42 119H40V118H41L40 116H42ZM46 115H47V113H46ZM57 115H56V116H57ZM83 115H85V113H84ZM127 115H128V114H127ZM138 115H139V113H138ZM140 115H141V114H140ZM159 115H160V114H159ZM186 115H187V113H186ZM205 115H206V113H205ZM212 115H213V114H212ZM212 115H211V116H212ZM217 115H218V114H217ZM35 116H36V115H35ZM80 116H82V114H80ZM80 116H79V118H80ZM141 116H142V115H141ZM164 116H165V115H164ZM179 116H180V115H179ZM189 116H190V113H189ZM201 116L203 117V115H201ZM206 116H207V115H206ZM209 116H210V115H208V118H209ZM214 116H216V115H214ZM50 117H51V116H50ZM143 117H144V116H143ZM143 117H141V118H143ZM146 117H148V120L150 119L149 116H146ZM161 117H162V116H161ZM36 118H37V116H36ZM48 118H49V117H48ZM72 118H73V117H72ZM79 118L77 119L78 121H79ZM156 118H157V117H156ZM159 118H160V116H159ZM183 118H185V116H184ZM212 118H213V116H212ZM30 119H31V118H30ZM33 119L35 120V117H34V116H33ZM38 119H37V120H38ZM45 119H46V118H45ZM53 119H54V117H53ZM64 119H65V118H64ZM66 119H67V118H66ZM66 119H65V120H66ZM102 119H103V118H102ZM138 119L140 120V118H138ZM143 119L145 120V118H143ZM161 119H162V118H161ZM189 119H190V121H191L192 118H189ZM203 119H204V118H203ZM42 120H43V121H42ZM48 120H49V119H48ZM54 120H55V119H54ZM59 120H60V119H59ZM82 120H83V117H82ZM141 120H142V119H141ZM179 120H180V119H179ZM185 120H186V119H185ZM213 120H214V119H213ZM28 121H29V122H30V121L33 122V120H28ZM49 121H50V120H49ZM66 121H67V120H66ZM157 121H158V120H157ZM162 121H164V120H162ZM176 121H177V120H176ZM181 121H182V117H181ZM183 121H184V120H183ZM194 121H195V120H194ZM198 121H199V120H197V122H198ZM203 121L205 122L206 120H203ZM220 121H221V120H220ZM250 121H252V120H250ZM32 122H31V123H32ZM34 122H37V121H34ZM34 122H33V123H34ZM41 122H40V123H41ZM59 122H60V121H59ZM82 122H84V121H82ZM103 122H104V121H103ZM146 122H147V120L145 121V123H146ZM148 122H149V121H148ZM150 122H151V120H150ZM150 122H149V123H146V124L149 125V124H151ZM160 122H161V121H160ZM191 122H192V121H191ZM191 122H190V123H191ZM200 122H201V121H200ZM200 122H199V123H200ZM204 122H202V123H204ZM214 122H219V121H218V119H217V121L214 120ZM56 123H57V121H56ZM62 123H65V122H60L59 125L61 126ZM75 123H76V122H75ZM145 123H144V125H146ZM152 123H153V122H152ZM157 123H159V122H157ZM165 123H167V122H165ZM180 123H181V122H180ZM220 123H221V122H219V124H218V123H217V124L220 125ZM263 123H264V122H263ZM42 124H43V123H42ZM42 124H40V125H42ZM141 124H143V120H142V123H141ZM191 124H192V123H191ZM193 124L195 125V123H193ZM196 124H197V123H196ZM252 124H253V123H252ZM25 125H24V128H25ZM46 125H47V123H46ZM76 125H77V124H76ZM148 125H147V126H148ZM151 125H152V124H151ZM151 125H149V126H150L149 130L153 128V127H152L153 125H152V126H151ZM180 125H181V124H180ZM198 125H199V124H198ZM206 125H207V124H206ZM209 125H210V124H209ZM212 125H213V124H212ZM221 125H222V124H221ZM221 125H220V128H221ZM0 126H1V124H0ZM42 126H43V128L46 127V126H44V124H43ZM42 126H40V127H42ZM85 126H86V125H85ZM196 126H197V125H196ZM227 126H228V125H227ZM2 127H3V126L0 127V130H1ZM7 127H3V129H5V128L7 129ZM47 127H48V125H47ZM56 127H58V126H56ZM143 127H144V126H143ZM151 127H152V128H151ZM168 127H169V126H168ZM183 127H184V124H183ZM193 127H194V129L197 128V131H198V126H197V127L193 126ZM218 127H219V126H218ZM225 127H226V126H225ZM254 127H255V126H254ZM43 128H42V129H43ZM48 128H50V126H49ZM79 128H81V127H79ZM84 128H85V127H84ZM89 128H90V127H89ZM130 128H131V127H130ZM147 128H148V127H147ZM165 128H167V127L165 126ZM172 128H173V127H172ZM174 128H176V127H174ZM208 128H209V130H210V131H208V132L210 133V132H211L210 126H209ZM8 129L10 130V128H8ZM8 129H7V131H9ZM21 129H22V128H21ZM26 129H27V128H26ZM39 129H40V128H39ZM53 129H54V128H53ZM144 129H146V128H144ZM144 129H143V130H144ZM13 130H12V131H13ZM22 130H23V132H26L24 129H22ZM34 130H35V129H34ZM34 130L32 129L33 132H34ZM43 130H44V129H43ZM55 130H57V129H55ZM55 130H54V131H55ZM58 130H59V129H58ZM60 130H61V129H60ZM75 130H76V128H75ZM79 130H80V129H79ZM100 130H101V129H100ZM105 130H106V129H105ZM140 130H142V129L139 127V131H140ZM143 130H142V131H143ZM164 130H165V129H164ZM172 130H173V129H172ZM195 130H196V129H195ZM204 130H205V129H204ZM204 130H203V132H204ZM261 130H262V129H261ZM49 131H50V129H49ZM49 131H48V132H49ZM65 131H66V130H65ZM69 131H72V130L69 129ZM150 131H151V130H150ZM183 131H184V130H183ZM193 131H194V130H193ZM193 131H192V132H193ZM5 132H6V131H5ZM20 132H21V131H20ZM29 132L31 133V136L34 135L33 132H31V131H29ZM42 132H43V133H46V132H44V131H42ZM57 132H58V131H57ZM62 132H63V131H62ZM147 132H148V131L146 130V132H145V137L147 136V135H146ZM152 132H154V131H152ZM198 132H199V131H198ZM198 132H197V134H199ZM216 132H217V131H216ZM9 133H10V136H11V133L15 134L14 131H13V132H10V131H9ZM30 133H27V132H26V134H29V135H30ZM49 133H50V132H49ZM65 133H67V132H65ZM106 133H107V132H106ZM141 133H142V132H141ZM141 133H140V135H141ZM149 133H150V132H149ZM168 133H169V130H168ZM170 133H171V132H170ZM193 133H194V132H193ZM193 133H192V134H193ZM205 133H206V131H205ZM209 133H208V134H209ZM211 133H212V132H211ZM0 134H1V133H0ZM3 134H5V133H3ZM13 134H12V135H13ZM17 134L20 135L21 133H20V134L17 133ZM17 134H15V135L18 136ZM26 134H25V135H26ZM32 134H33V135H32ZM37 134H38V133H37ZM54 134H55L56 136L58 135V134H56V133H54ZM60 134H61V133H60ZM68 134H70V133L68 132ZM166 134H167V133H166ZM208 134H207V135H208ZM220 134H221V132H220ZM46 135H48V134H46ZM46 135H45V136H46ZM52 135H53V134H52ZM71 135H72V134H71ZM106 135H107V134H106ZM143 135H144V133H143ZM167 135H168V134H167ZM226 135L228 136V134H226ZM13 136H14V135H13ZM16 136H14V137H16ZM20 136H21V135H20ZM38 136H39V135H38ZM62 136H63V133H62ZM205 136H206V135H204V137H205ZM239 136H240V135H239ZM3 137H8V136H7V134H5V136H3ZM18 137H19V136H18ZM18 137L15 138V139H16V140H20V139L22 138V137H21V138L19 137V138H20V139H19ZM51 137H52V136H51ZM132 137H133V136H132ZM142 137H143V136H142ZM147 137H148V136H147ZM151 137H152V136H151ZM155 137H156V136H154V138H155ZM157 137H158V136H157ZM157 137H156V139H157ZM169 137H170V136H169ZM194 137H195V136H194ZM197 137H199V138H196V137H195V139H198V140H199L200 137H202V134H200V135L197 136ZM209 137H211V136L209 135ZM12 138H13V137H12ZM23 138H24V137H23ZM34 138H36V137H35V136H34V137H31V139H33L32 142H34V144H33V143H32V144L35 145V146H32V147L35 148V147H37L36 144H38V143L35 144L36 140H34ZM43 138H47V137H44V136H43L41 139H43ZM49 138H50V137L48 136V139H47V140L50 141ZM52 138H54V136H53ZM152 138H153V137H152ZM182 138H183V136H182ZM188 138H189V137H188ZM192 138H193V136H192ZM221 138H222V137H221ZM26 139H27V138H25V140H26ZM57 139H58V140H57ZM57 139H56V141H59V140L62 141V140L59 139V138H57ZM93 139H94V138H93ZM201 139H202V138H201ZM204 139H205V138H204ZM207 139H208V138H207ZM16 140H15V141H16ZM25 140H24V141H25ZM27 140H28V139H27ZM37 140H38V139H37ZM94 140H95V139H94ZM143 140H146V139L143 138ZM149 140H150V139H149ZM170 140H171V139H170ZM236 140H237V139H236ZM0 141H1V140H0ZM24 141H22V142H24ZM30 141H31V140H30ZM73 141H74V140H73ZM87 141H88V140H87ZM89 141H90V140H89ZM150 141H151V140H150ZM154 141H155V140H154ZM156 141H157V140H156ZM159 141H160V140H159ZM184 141H185V140H184ZM191 141H192V140H191ZM193 141H194V140H193ZM201 141H202V140H201ZM211 141H212V140H211ZM238 141H239V140H238ZM245 141H246V140H245ZM28 142H29V141H28ZM142 142H143V141H142ZM195 142H198V141H195ZM195 142H194V144H195ZM236 142H237V141H236ZM236 142H235V143H236ZM17 143H19V142H17ZM48 143H49V142H48ZM61 143H63V142H61ZM102 143H103V142H102ZM109 143H110V142H109ZM114 143H115V142H114ZM114 143H113V144H114ZM156 143L158 144V142H156ZM156 143H155V144H156ZM202 143H203V142H202ZM218 143H219V142H218ZM260 143H261V142H260ZM54 144H55V143H54ZM58 144H59V143H58ZM142 144H143V143H142ZM145 144H146V143H145ZM150 144H151V143H150ZM192 144H193V143H192ZM196 144H197V143H196ZM206 144H208V143H206ZM215 144H216V143H215ZM215 144H214V145H215ZM18 145H21V144H18ZM29 145H30V144H29ZM29 145H28V146H29ZM42 145H43V144H42ZM48 145H50V143H49ZM110 145H112V144L110 143ZM110 145H108V147H110ZM114 145H117V143H115ZM146 145H147V144H146ZM181 145H182V144H181ZM214 145H213V146H214ZM236 145H237V144H236ZM6 146L8 147V145H6ZM21 146H22V148L25 147L24 145H21ZM44 146H45V145H44ZM54 146L57 147L58 145L55 144ZM59 146H60V145H59ZM69 146H71V145H69ZM112 146H113V145H112ZM142 146H143V145H142ZM158 146H159V145H158ZM158 146H157V147H158ZM171 146H172V145H171ZM184 146H185V145H184ZM191 146H192V147H191ZM194 146H195V145H190L191 148H189V150H190V149L193 150ZM197 146H198V144H197L195 147H197ZM218 146H219V145H218ZM30 147H31V146H30ZM40 147H42V146H40ZM40 147H39V148H40ZM113 147H115V146H113ZM175 147H176V146H175ZM175 147L171 148V150H172V149L174 150ZM206 147H207V146H206ZM230 147H231V146H230ZM238 147H239V146H238ZM8 148H9V147H8ZM37 148H38V147H37ZM51 148H52V147H51ZM51 148H50V149H51ZM163 148H164V147H163ZM215 148H216V147H215ZM215 148H213V149H215ZM243 148H245V147H243ZM251 148H253V146H251ZM26 149H27V148H26ZM81 149H82V148H81ZM81 149L79 148L77 151H79V150H81ZM114 149H115V148H114ZM145 149H146V147H145ZM147 149L150 150L151 147H150V148H147ZM160 149H161V148H160ZM169 149H170V148H169ZM169 149H167V150H169ZM179 149H180V148H179ZM194 149H195V148H194ZM206 149H207V148H206ZM213 149H212V150H213ZM219 149H220V148H219ZM232 149H233V148H232ZM236 149H237V148H236ZM236 149H234V151H235ZM248 149H250V148H248ZM253 149H254V148H253ZM262 149H263V146H262ZM10 150H11V149H10ZM51 150H52V149H51ZM59 150H60V149H58V151H59ZM63 150H64V149H63ZM197 150H198V149H197ZM216 150H217V149H216ZM216 150H215V151H216ZM237 150H240V149H237ZM237 150H236V152H237ZM243 150H245V149H243ZM259 150H260V149H259ZM6 151H8V149H6ZM37 151H38V149H37ZM77 151H76V152H77ZM107 151L109 152V151H111V149L109 148V149H107ZM112 151H113V150H112ZM112 151H111V153H112ZM142 151H143V150H142ZM158 151H159V150H158ZM161 151H162V149H161ZM198 151H199V150H198ZM215 151H214V152H215ZM249 151H250L251 153H249ZM262 151H263V150H262ZM2 152H3V151H2ZM8 152H9V151H8ZM29 152H30V150H29ZM55 152H56V151H55ZM80 152H81V154H82V151H80ZM108 152H107V153H108ZM146 152H147V151H146ZM151 152H152V150H151ZM151 152H150V153H151ZM203 152H204V150H203ZM207 152H208V150H207ZM212 152H213V151H212ZM236 152H235V153H236ZM247 152H248L249 154H252V153H253V151H251V150H248ZM25 153H26V152H25ZM39 153H40V152H39ZM52 153H53V152H52ZM74 153H75V151H74ZM74 153H71L72 156H73V155L75 156ZM109 153H110V152H109ZM111 153H110V154H111ZM150 153H148V154L150 155ZM161 153H162V152H161ZM161 153H160V154H161ZM167 153H168V151H167ZM179 153H180V152H179ZM243 153H244V152H243ZM243 153H242V154H243ZM256 153H257V152L253 153V155L256 154ZM8 154H9V153H8ZM31 154H32V152H31ZM31 154H30V155H31ZM36 154H37V153H36ZM49 154H50V153H49ZM53 154H54V156L56 155L55 157H57V153H53ZM81 154H80V155H81ZM155 154H156V153H155ZM168 154H170V152H169ZM172 154H173V152H172ZM189 154H190V153L188 152V155H189ZM193 154H195V153H191V155H193ZM207 154H208V153H207ZM227 154H228V153H227ZM242 154H238V155L243 156V158H242V160H243V159L245 158V156H244V154H243V155H242ZM9 155L11 156V153H10ZM18 155H20V154H18ZM38 155H39V154H38ZM68 155H69V154H68ZM127 155H128V152H127ZM153 155H154V154H153ZM161 155H162V154H161ZM161 155H160V156H161ZM175 155H176V154H175ZM195 155H196V154H195ZM212 155H213V154H212ZM212 155H211V156H212ZM31 156H32V155H31ZM72 156H70V157H71L70 160H66V158H64V161H61L62 159H60V157H58L59 160H57V159L55 160V159L53 158V160H52V161L50 160V162H48V161H37L38 159H37L36 162H35V159H36V158L34 157V158H35V159H34V158L32 157V158L34 159V161H33V163H32V166H30V168H31V172H32L33 175H34L33 178H34V180L36 181V185H37V187L42 191V195H43V198H44V200H45V203H46V206H47V209H48V213H49V217H50V218H49V221H50V225H49V226H52V227L54 226V228L57 229L58 234H59V235H58V236H59V242H60L61 244H62L63 241H65L66 238L68 239V242L66 241V243H67V245H68V243L72 245L71 249H72V252H73V250H75V248H74L73 246H75V245H76V247H77V246H80V244L85 243V242L87 241V239L90 237V236H89L90 229H89V227L87 226V220L85 219V215L83 214V213H84V209H85V211L88 210V206H89V202H88V200H87V197H88V195H90V194H89V192H88V189H89L88 185H89V184H87V182L89 183V181H86V179L88 178L87 176L92 175L93 177H98V176H100L102 173H101V170H97V169H96L95 167H93V166H92L93 169H91L92 167H90L87 163L85 164L84 162H72V161H71V160H73ZM76 156H77V153H76ZM76 156H75V157H76ZM101 156H102V154H101ZM170 156H171V155H170ZM177 156H178V155H177ZM185 156H186V154H185ZM209 156H210V155H209ZM211 156H210V157H211ZM225 156H226V155H225ZM225 156H224V157H225ZM241 156H240V157H241ZM250 156H251V155H250ZM61 157H62V156H61ZM91 157H93V156H91ZM108 157H109V156H108ZM148 157H149V156H148ZM148 157H147V158H148ZM152 157H153V156H152ZM178 157H179V156H178ZM192 157H193V160H194V155L191 156V158H192ZM214 157H215V156H214ZM42 158H43V157H42ZM62 158H63V157H62ZM121 158H122V157H121ZM154 158H155V157H154ZM161 158H162V157H161ZM172 158H173V157H172ZM172 158H171V159H172ZM175 158L177 159V157H175ZM180 158H181V156H180ZM215 158L217 159L218 157H215ZM233 158H234V157H233ZM247 158H248V157L246 156V161H247ZM33 159H31V161H32ZM51 159H52V157H51ZM101 159H102V158H101ZM103 159H104V158H103ZM123 159H125V158L123 157ZM151 159H152V158H151ZM157 159H158V158H157ZM178 159H179V158H178ZM181 159H182V158H181ZM197 159H198V157H197ZM200 159H201V158H200ZM216 159H215V160H216ZM226 159L228 160V158H226ZM226 159H225V160H226ZM248 159H249V158H248ZM90 160H91V159H90ZM99 160H100V159H99ZM116 160H117V158H116ZM132 160H133V159H132ZM154 160H155V159H154ZM182 160H183V159H182ZM187 160H188V158H187ZM187 160H185V161H187ZM195 160H196V159H195ZM195 160H194V161H195ZM74 161H75V160H74ZM103 161H104V160H103ZM148 161H150L149 158H148ZM162 161H163V160H162ZM188 161H189V160H188ZM204 161H205V160H204ZM207 161H208V160H207ZM244 161H245V159H244ZM90 162L92 163V161H90ZM90 162H89V163H90ZM150 162H152V161H150ZM150 162H149V163H150ZM208 162H210V161H208ZM208 162H207V163H208ZM230 162H231V161H230ZM247 162H248V161H247ZM247 162H245V163H247ZM99 163H100V162H99ZM102 163L104 164V162H102ZM162 163H163V162H162ZM178 163H179V162H178V160H177L176 164H178ZM184 163H187V162H184ZM188 163L191 165V162H188ZM201 163H202V162H201ZM238 163H239V162H238ZM152 164H155V163H151V165H152ZM181 164H182V166H183V163H181ZM181 164H180V165H181ZM205 164H206V163H205ZM208 164H210L211 166H212V165H215V164H213V162H210V163H208ZM247 164H248V163H247ZM155 165H156V164H155ZM178 165H179V164H178ZM186 165H188V164H186ZM200 165H201V164H200ZM217 165H218V163H217ZM233 165H234V164H233ZM249 165H250V164H249ZM101 166H102V165H101ZM103 166H104V165H103ZM110 166H111V165H109V167H110ZM113 166H114V165H113ZM163 166L166 167L165 164H164ZM204 166H206V165H204ZM234 166H236V165H234ZM13 167H14V166H13ZM89 167H90V168H89ZM117 167H118V166H117ZM154 167H155V166H154ZM159 167H160V166H159ZM175 167H178V166H175ZM209 167H210V166H209ZM218 167H219V166H218ZM245 167H246V166H245ZM115 168H116V167H115ZM161 168H162V167H161ZM179 168H180V167H179ZM182 168L184 169V166L181 167V169H182ZM193 168H194V167H193ZM211 168H213V167H211ZM214 168H215V166H214ZM219 168H220V167H219ZM229 168L231 169V167H229ZM238 168H239V167H238ZM238 168H235V169L237 170V171H236L237 173L239 172V171H238ZM251 168H252V167H251ZM106 169H107V168H106ZM110 169H111V168H110ZM155 169H156V168H155ZM171 169H172V168H171ZM183 169H182V170H183ZM205 169H206V168H205ZM205 169H204V170H205ZM207 169H208V168H207ZM216 169H217V168H216ZM223 169H224V167H223ZM235 169H234V171H235ZM249 169H250V168H249ZM158 170H160V169H158ZM161 170H162V169H161ZM164 170H166V169L164 168ZM184 170L187 171V169H184ZM184 170H183V171H184ZM210 170H211V169H210ZM240 170H241V169H240ZM252 170H253V169H252ZM252 170H251V171H252ZM258 170H259V169H258ZM110 171H111V170H110ZM162 171H163V170H162ZM208 171H209V170H208ZM212 171H215V170H212ZM226 171H227V170H226ZM231 171H232V169H231ZM246 171H247V170H246ZM251 171H250V172H251ZM105 172H107V171H105ZM151 172H152V171H151ZM155 172H156V170H155ZM202 172H203V171H202ZM209 172H210V171H209ZM254 172H255V171H254ZM109 173H110V172H109ZM153 173H154V171H153ZM159 173L161 174L160 171H159ZM192 173H193V172H192ZM210 173H211V172H210ZM216 173H218V171L215 172V174H214V172H213L214 175L212 174V177L215 176ZM237 173H235V174L237 175ZM243 173H244V172H241V173H240L241 175H239V176H242V177L240 178V182L238 181L239 179H238L237 181L234 180V181L237 182L236 184L241 183L242 178H243V176H244ZM246 173H247V172H246ZM246 173H245V175H246ZM248 173H249V172H248ZM116 174H117V173H116ZM156 174H157V172H156ZM195 174H196V172H195ZM195 174H194V175H195ZM203 174H205V172H204ZM233 174H234V173H233ZM242 174H243V175H242ZM257 174H258V173H257ZM157 175H158V174H157ZM157 175H156V176L153 175V176L156 178ZM174 175H175V174L172 173V176H174ZM179 175H180V174H179ZM179 175H177V177H178ZM185 175H186V174H185ZM210 175H211V174H210ZM110 176H111V175H110ZM114 176H115V175H114ZM159 176H161V175H159ZM165 176H166V175H165ZM234 176H235V175H234ZM234 176H233V178H234ZM162 177H163V176H162ZM162 177H161V178H162ZM198 177H199V176H198ZM212 177H211V178H212ZM244 177H246V176H244ZM248 177H249V174H248ZM172 178H173V177H172ZM180 178H181V177H180ZM211 178H210V179H211ZM215 178H216V180H215V181H212V180H211V182H213L212 184H213L214 187H218V188H220L219 186H215V185H216L215 182L217 183V185L219 184V182H218L219 180H217L218 177H215ZM215 178H214V179H215ZM231 178H232V177H231ZM252 178H253V177H252ZM252 178H251V179H252ZM88 179H89V178H88ZM91 179H92V178H91ZM159 179H160V178H159ZM175 179H176V176H175ZM175 179L173 178V181H174ZM178 179H179V177H178ZM182 179H183V178H182ZM182 179H180L181 182L179 183V187H178V188L175 187V189H177L176 192L179 191V193H180L181 191H180L179 189H181L182 192L185 193L184 190L186 189V184H188V182H190V181L193 183V181L190 180V181H187V183L185 184V181H186L187 179H186L185 181H184V180L182 181ZM223 179H227V178H223ZM234 179H235V178H234ZM245 179H246V178H245ZM253 179H254V178H253ZM255 179H256V178H255ZM115 180H116V179H115ZM119 180H120V179H119ZM122 180H123L124 182H123V184L120 185V187H119V193H118V195H119V200H121V197L123 196V202H127V201H126V200H127V195L129 194V191H130L131 188H132L131 186H132V184H133V181L125 182V181L127 180L126 177H124V179H122ZM157 180H158V179H157ZM176 180H177V179H176ZM230 180H231V179H230ZM197 181H198V180H197ZM220 181H221V183H222V180H220ZM223 181H224V180H223ZM228 181H229V180H228ZM243 181L245 182V180H243ZM246 181H247V180H246ZM248 181H249V180H248ZM248 181H247V184H248ZM250 181H251V180H250ZM260 181H261V180H260ZM112 182H113V179H112ZM157 182L159 183V186H160V187H161V186H164V185L160 184L159 180H158ZM195 182H196V181H195ZM226 182H227V181H226ZM176 183H178V180H177ZM196 183H197V184L201 183V186L205 187L204 185H202V182H201V181H200L199 183H198V182H196ZM242 183H243V182H242ZM250 183H251V182H250ZM250 183H249V184H250ZM253 183H254V182H253ZM90 184H91V183H90ZM189 184L191 185V183H189ZM197 184H196V185H197ZM203 184H204V183H203ZM214 184H215V185H214ZM249 184H248V185H249ZM254 184H256V183H254ZM165 185H167V183H166ZM199 185H200V184H199ZM205 185H206V184H205ZM219 185H220V184H219ZM222 185H224V184H222ZM228 185H229V186H232L233 184L230 183V184H228ZM256 185H257V184H256ZM96 186H97V185H96ZM96 186H95V187H96ZM156 186H157V185H156ZM192 186H193V184H192ZM224 186H225V185H224ZM224 186H221V187H222V190H223V189L225 190L226 186H225V187H224ZM229 186H227V189H228V192L231 193L230 190H232V189H230ZM236 186H237V188H239V192L242 191V190H241L242 188L240 189V186H241V187L244 186V188H245V190H246V185H245L244 183H243L242 185H240L239 187H238V185H235V184H234V186H232L233 189H234V187H236ZM250 186H252V185H250ZM112 187H113V185H112ZM157 187H158V186H157ZM164 187H165V186H164ZM164 187H162V188H164ZM167 187H168V186H167ZM210 187H211V191H215V190H216V188H215V190H214V189L212 190V186H211V185H210ZM262 187H263V186H262ZM207 188H208V187H207ZM237 188H236V189H237ZM244 188H243V189H244ZM248 188H249V187H248ZM250 188H251V187H250ZM259 188H260V187H259ZM94 189H95V188H94ZM96 189H97V187H96ZM96 189H95V190H96ZM167 189H168V188H167ZM167 189H165V188L163 189V190H164L163 195H164L165 193H167V192L165 191V190H167ZM197 189H199V188H197ZM227 189H226L225 191H227ZM229 189H230V190H229ZM255 189H257V188H255ZM262 189H263V188H262ZM90 190H91V189H90ZM92 190H93V189H92ZM159 190H160V189H159ZM194 190H195V188H194V186H193V191H194ZM224 190H223V191H224ZM245 190H243V192H244ZM251 190H252V189H251ZM251 190H250V191L248 190V191H249V192H252ZM108 191H109V190H108ZM248 191H246V192H244V193L241 192V195L243 194L242 196H244V197H245V194H246L247 196L250 195V193L248 194ZM258 191H259V190H258ZM261 191H262V190H261ZM93 192H94V191H93ZM117 192H118V188H117ZM158 192H159V191H158ZM194 192H198V191L196 190V191H194ZM194 192H193V193H194ZM204 192H206V191H204ZM218 192H219V190H218ZM228 192H226L225 194H228ZM233 192H235V191H233ZM233 192H232V193H233ZM239 192H237V194H240ZM109 193H110V191H109ZM149 193H150V192H149ZM186 193H188V192H186ZM219 193H220V194H219ZM219 193H218V195H221V194H222V196H219V198L222 197V199H220L221 202H222V200L224 201L223 198H225V197H224V192H219ZM230 193H229V194H230ZM254 193H255V192H254ZM257 193H258V192H257ZM25 194H26V193H25ZM135 194H136V193H135ZM135 194H134V195H135ZM171 194H172V193H171ZM229 194L227 195L228 197H229ZM252 194H253V193H252ZM97 195H99V194H97ZM134 195H133V196H134ZM137 195H138V194H137ZM172 195H173V194H172ZM206 195H207V194H206ZM241 195H239V196H241ZM261 195H263V193H262ZM128 196L130 197V195H128ZM165 196H166V195H165ZM165 196H164V197H165ZM188 196H190L189 193H188ZM196 196H197V193H196ZM216 196H217V194H216ZM230 196H234V193H233V195L231 194ZM251 196H252V195H251ZM253 196H254V195H253ZM93 197H94V196H93ZM145 197H146V196H145ZM166 197L168 198L169 196H166ZM204 197H206V196L204 195ZM204 197H203V198H204ZM217 197H218V196H217ZM237 197H238V195H237V196L235 195V196L233 197V199H234V198L239 199V202L241 203L242 200L240 201V198H239V197L237 198ZM244 197H243V198H244ZM248 197H249V198H252V197H250V196H248ZM258 197H259V196H257V198H258ZM117 198H118V197H117ZM158 198H160V197H158ZM169 198H170V197H169ZM178 198H179V197H178ZM186 198H187V197H186ZM210 198H211V197H210ZM219 198H217L216 200L219 201ZM254 198H255V197H254ZM254 198H252V199H254ZM263 198H264V197H263ZM263 198H262V199H263ZM145 199H146V198H145ZM180 199H181V198H180ZM180 199H179V200H180ZM246 199H247V198H246ZM91 200H93V198H92ZM160 200H162V199H160ZM166 200H167V199H166ZM181 200L183 201V199H181ZM181 200H180V202H181ZM210 200H211V199H210ZM214 200H215V198H214ZM214 200H213V201H214ZM229 200L231 201L232 198L229 197ZM229 200H226V203H230V202H228ZM248 200H249V199H248ZM248 200H243V203H244V201L246 202V201H248ZM257 200H258V199H257ZM259 200H261V198H259ZM163 201H164V200H163ZM233 201H235L236 205L238 204L237 200L234 199ZM253 201H254V200H253ZM117 202H118V200H117ZM164 202H165V201H164ZM167 202H168V200L166 201V203H167ZM171 202H172V201H170V204H171ZM188 202H189V201H188ZM195 202H196V201H195ZM195 202H193V203H195ZM249 202H250V201H249ZM255 202H256V201H255ZM258 202H259V201H257V205H258ZM178 203H179V201H178ZM185 203H186V201H185V202H184V201L182 202L183 205H184ZM193 203H191V202L187 203V204H191V209H190V207H188V208H189V209H188L187 206L185 205V208H186V209L184 208V210H186V212H188V210H189V212H190V210H192L191 213H193V211H196V209H193V207H195V206L192 207ZM206 203H207V202H206ZM219 203H220V201H219ZM231 203H232V201H231ZM235 203L233 202V205H232V204H230V205H229V204H226V206H225L226 208H225V207H224V208L227 209V206H230V207H231V205L234 206ZM260 203H261V201H260ZM260 203H259V204H260ZM114 204H115V203H114ZM119 204H121V203L119 202ZM144 204H145L144 202L140 203L139 201H137V202L134 203V205L136 206V214L132 215V216L128 219L127 223H125L124 225L121 226V233H120V231H119L120 235H119V233H118L119 238L122 239L121 242H120V244L123 243V241L130 243V244L132 245L133 248L138 249V250H137L138 253H137V252H136V253H137V255H141V256H140L141 258H146V257H147L146 254H145V252H141V251L139 252L140 246H143V244H142L143 241L141 240V243H140L141 245H139V244H138V245H137V244H134L133 242L135 241L134 238H135V237H138L139 234H143V235H145V234H147V232H148V230H143V229L139 230V228L136 227V225H135V224H137V223L141 224V218L143 217V213L146 211V207L144 206ZM160 204H161V203H160ZM170 204L167 203V205H170ZM182 204H181V205H182ZM203 204H204L203 207H205L206 204H205V203H203ZM215 204H216V203H215ZM246 204H247V202H246ZM252 204H253V203H252ZM164 205H165V204H164ZM173 205H174V204H173ZM173 205H172V208H173ZM236 205L233 207V209L236 207ZM247 205H248V204H247ZM253 205H256V203L253 204ZM126 206H127V205H126ZM165 206H166V205H165ZM207 206H208V205H207ZM209 206H211V205H209ZM238 206H239V205H238ZM241 206H243V204H241ZM176 207H177V206H176ZM183 207H184V206H183ZM211 207H214V206H211ZM211 207H209V208H211ZM243 207L245 208V206H243ZM246 207H248V206H246ZM255 207H256V206H255ZM260 207H261V206H260ZM263 207H264V206H263ZM122 208H123V207H122ZM122 208H121V206H119V211H120V212H122ZM166 208H167V206L165 207V209H166ZM169 208H170V206H168V209H169ZM174 208H175V206H174ZM174 208H173V209H174ZM207 208H208V207H207ZM224 208H223V210H224ZM231 208H232V207H231ZM241 208H242V207H241ZM39 209H40V207H39ZM128 209H129V208H128ZM187 209H188V210H187ZM212 209H213V208H212ZM212 209H211V210H212ZM215 209H217V208L215 207L214 210H215ZM255 209H257V208H255ZM255 209H253V210L256 211V213H257V210H255ZM262 209H263V208H261V211L264 210V209H263V210H262ZM227 210H228V209H227ZM236 210H237V208H236ZM240 210H241V209H240ZM240 210H239V211H240ZM39 211H40V210H39ZM169 211H170V210H169ZM171 211H172V210H171ZM171 211H170V212H171ZM200 211L202 212V210H200ZM203 211H205V210L203 209ZM244 211H246V210L244 209ZM261 211H258V212H261ZM104 212L107 213V209H106V211H103V213H104ZM178 212H179V210H178ZM182 212H183V210H182ZM184 212H185V211H184ZM189 212H188V214H189ZM212 212H214V211H212ZM212 212H211V213H212ZM215 212H216V210H215ZM73 213H75L76 215L74 216ZM106 213H104V214L106 215ZM172 213H174V211H172ZM191 213H190L189 215H191ZM194 213H195V212H194ZM194 213H193V215L196 216V213H195V214H194ZM202 213H203V212H202ZM204 213H206V212H204ZM204 213H203V214H204ZM216 213H217V212H216ZM225 213H226V211L223 212V216L227 217V216H226L227 213H226V214H225ZM256 213H255V214H256ZM262 213H264V212H262ZM262 213H261V214H262ZM101 214H102V212H101ZM178 214H179V213H178ZM235 214H236V213H235ZM246 214H247V213H246ZM89 215H90V214H89ZM171 215H172V214H171ZM171 215H169V216L171 217ZM206 215H207V214H206ZM206 215H205V214L202 215L203 218L200 217L201 219L199 218V219H200L199 221H201V220H203V219H204L205 221H207L206 219H210V218H211V216H210V218H205ZM217 215H218V213H217ZM263 215H264V214H263ZM263 215H262V216H263ZM19 216L21 217L22 215H19ZM86 216H87V215H86ZM101 216H102V215H101ZM169 216H167V217H169ZM172 216H173V215H172ZM179 216H180V215H179ZM179 216H178V218H179ZM184 216H185V215H184ZM213 216H215V215H213ZM228 216H229V215H228ZM233 216H234V215H233ZM233 216H232V217H233ZM238 216L241 217V216H243V215H242V214L239 215V213H238ZM254 216H255V217H254ZM254 216H253L254 218L252 217L251 219H254V220L256 219V220H258V218L256 217V216H258V215L256 214V215H254ZM8 217H9V216H8ZM40 217H41V216H40ZM207 217H209V216H207ZM232 217H231V218H232ZM236 217H237V216H236ZM236 217L234 216L235 219H236ZM240 217H239V218H240ZM247 217H248V216H247ZM192 218H196V217L193 216ZM192 218H190V219H188V220L186 219V221L189 222V223H193V222H194V219H192ZM227 218H228V217H227ZM18 219H19V218H18ZM107 219H108V218H107ZM241 219H242V218L237 219V220L240 221ZM262 219H264V216H263ZM2 220H5V219H2ZM2 220H1V221H2ZM174 220H175V219H174ZM179 220H180V219H179ZM246 220H247V219H246ZM256 220H255V221H256ZM24 221H25V220H24ZM209 221H210V220H209ZM213 221H214V220H213ZM250 221H251V220H249V223H250ZM252 221H253V220H252ZM262 221L264 222V220H261V222H262ZM3 222H5V221H3ZM16 222H17V221H16ZM21 222H22V221H21ZM144 222H145V221H144ZM178 222H179V221H178ZM216 222H218V221H216ZM230 222L232 223V221H230ZM247 222H248V221H247ZM247 222H246V224H247ZM257 222H259V221H257ZM263 222H262V223H263ZM13 223H14V222H13ZM18 223H19V221H18ZM199 223H201L202 225H198V224H194V225L192 224V225H193L195 228L200 229V230H201V228H202L203 226H204V227H203L204 230L207 231V229H209L208 227H205V225H207L208 222H207V224H205V225H203L202 222H199ZM205 223H206V222H205ZM219 223H220V222H219ZM233 223H234V221H233ZM91 224H92V223H91ZM96 224H97V223H96ZM111 224H112V223H111ZM216 224H217V223H216ZM238 224H239V223H238ZM243 224H244V223H243ZM252 224H257V223H253V222H252ZM258 224H259V223H258ZM258 224H257V225H258ZM260 224H261V223H260ZM260 224H259L260 227H261V226H264V224H263V225H260ZM14 225H15V227H16L17 224L14 223ZM19 225H20V224H19ZM141 225H143V224H141ZM209 225H211V224L209 223ZM212 225H213V224H212ZM223 225H225V224H223ZM223 225H220V227H219V226H216V227L221 228V226H223ZM232 225H233V224H232ZM232 225H231V228H232V230H233ZM257 225H255V226H257ZM11 226H12V225H11ZM44 226H45V225H44ZM110 226H111V225H110ZM177 226H178V225H177ZM180 226H181V224H180ZM189 226H190V225H189ZM225 226H226V225H225ZM225 226H224L223 228H225ZM237 226H238V225H237ZM237 226H236V227H237ZM248 226H249V225H248ZM250 226H251V225H250ZM250 226H249L248 229L251 231V229H253L254 227H253V225H252L251 227H250ZM17 227H18V226H17ZM20 227H21V225H20ZM194 227H193V228H194ZM209 227H210V226H209ZM228 227H229V226H228ZM236 227H235V228H236ZM241 227H242V225H241ZM260 227H257V229L260 230ZM11 228H12L11 231H13V233L15 232V233H18V234H19V231H20L19 229H18L19 231H17V229H15V231H14V230H13V227H11ZM48 228H49V227H48ZM180 228H181V227H180ZM203 228H202V232H204ZM210 228L212 229L213 227H210ZM218 228L216 229V231L218 230ZM246 228H247V225L245 226V228H244V226H243L242 229L239 227V229H241L240 232H242V234H243L242 236H244V237H249L250 232H249L248 230H247V233H248V232H249V233H248L247 236H245V235H246V234H245V231H242L243 229L245 230ZM250 228H251V229H250ZM20 229H21V228H20ZM24 229H25V228H23V230H24ZM106 229H107V228H106ZM187 229H188V228H187ZM261 229H262V227H261ZM26 230H27V229H26ZM178 230H179V229H178ZM181 230H182V229H181ZM200 230H199L198 232H201ZM209 230H210V229H209ZM209 230H208V231H209ZM220 230H221V229H220ZM223 230H225V229H223ZM254 230H256V227H255V229L252 230V232H254ZM263 230H264V229H263ZM11 231H10V232H11ZM46 231H47V230H46ZM174 231H175V230H174ZM184 231H185V230H184ZM187 231H191V230L188 229ZM192 231H193V230H192ZM192 231H191V232H192ZM208 231H207V234H208L209 237H210V235L212 234V232L209 234ZM210 231H211V230H210ZM212 231L214 232L213 235H214L215 233H217V232L215 231V227H214V229H212ZM234 231H235V229H234ZM238 231H239V230H238ZM260 231H262V230H260ZM260 231H259V232H260ZM22 232H23V231H22ZM22 232H21V233H22ZM24 232H25V231H24ZM191 232H190V233H191ZM223 232H224V231H223ZM230 232H231V231H230V229H229V233H230ZM257 232H258V231H257ZM259 232H258V233H259ZM13 233H11V234L13 235ZM25 233H26V232H25ZM29 233H30V231H29ZM47 233H48V232H47ZM175 233H176V232H175ZM193 233H194V232H193ZM218 233H220V232L218 231ZM260 233H263V232H260ZM18 234H16V235H18ZM30 234H31V233H30ZM191 234H192V233H191ZM226 234H228V233H226ZM233 234H234V233H233ZM238 234H240V233L238 232ZM244 234H245V235H244ZM251 234H252V233H251ZM255 234H256V232H255ZM1 235H2V234H1ZM14 235H15V234H14ZM53 235H54V234H53ZM53 235H52V236H53ZM188 235H189V234H188ZM195 235L197 236L198 234L195 233ZM203 235H204V234H203ZM208 235H207V237H208ZM216 235H218V234H216ZM235 235H236V236H235ZM252 235H254V234H252ZM252 235H251V237H253V238H251L250 240L255 241V240H256V239H255L256 236H257L258 238H260V237L258 236V234L254 235L255 237L252 236ZM261 235H263V237H261V238H264V234H261ZM52 236H50V237H52ZM179 236H180V235H179ZM199 236H200V238H198V239H199V241H200V239H201L202 236H201V234H199ZM205 236H206V234H205ZM220 236H223V233H222V235L220 234ZM228 236H232V235H227V237H228ZM104 237H105V236H104ZM211 237H212V236H211ZM213 237H215V236H213ZM224 237H226V235H224L223 238H224ZM232 237H233V236H232ZM240 237H241V235H240ZM52 238H53V237H52ZM105 238H106V237H105ZM112 238H113V237H112ZM194 238H195V237H194ZM216 238H217V237H215V239H216ZM220 238H221V237H220ZM236 238H237V234H234V238H232V240H233V239H236ZM241 238H243V237H241ZM241 238H240V239H241ZM1 239H2V237H1ZM1 239H0V240H1ZM67 239H66V240H67ZM178 239H179V237H178ZM183 239L186 240V238H183ZM198 239H197V240H198ZM218 239H219V238H218ZM225 239H227V238H225ZM225 239H224V240H225ZM245 239L247 240V238H244V240H245ZM254 239H255V240H254ZM10 240H11V239H10ZM10 240H8V242H7V240H6V241H5L6 244L9 243ZM12 240H13V238H12ZM15 240H16V238H15ZM179 240H180V239H179ZM207 240H208V241H211V240L214 241L213 238H211V239H210V238H209V239H206V241H207ZM236 240H237V241H235V242L239 243V242H238L239 239L237 238ZM248 240H249V239H248ZM2 241H3V240H2ZM52 241H54V240H52ZM107 241L109 242L108 238H107ZM182 241H183V240H182ZM202 241H203V240H202ZM208 241H207V242H208ZM220 241H221V243H222V240H221V239H220ZM259 241H260V239H259ZM5 242H2V243H5ZM55 242H56V241H55ZM214 242H216V241H214ZM229 242H230V243H229L230 245H231L232 243L235 244V243H234V240H233V241H229ZM242 242H243V243H242ZM244 242H245V241H242V239H241V242L239 243V244H240V247H241V245H242V248L239 247V249H238V245H239V244H238V245L235 244V245H233V247H230V248H234V246H236V247H237V250L240 251L241 249H242V250H244V249H245V250H246V249L249 250L250 247H251V248L253 247V246H247L246 244H244ZM249 242H250V241H249ZM256 242H257V241H256ZM2 243H1V244H2ZM63 243L66 244L65 242H63ZM179 243H180V242H179ZM200 243H201V242H200ZM212 243H213V242L211 241V244H212ZM216 243H218V242H216ZM216 243H215V245H216ZM224 243H225V242H224ZM241 243H242V244H241ZM251 243H255V242H251ZM251 243H248V241H247V244H248V245L251 244ZM262 243H263V242H262ZM90 244H91V243H90ZM120 244H119V245H120ZM203 244H205L204 241L202 242V245H203ZM211 244H210V242H209V246H210ZM213 244H214V243H213ZM222 244H223V243H222ZM54 245H55V244H54ZM84 245H85V244H84ZM110 245H111V244H110ZM181 245H182V244H181ZM202 245H200L199 248H200ZM206 245H208V244H206ZM206 245H204V248H205ZM224 245H225V244H224ZM244 245H246V248H245ZM251 245H252V244H251ZM260 245H261V244H260ZM60 246H61V245H60ZM60 246H59L58 248H61ZM65 246H66V245H65ZM218 246H219V245H218ZM231 246H232V245H231ZM13 247H14V246H13ZM62 247H64V246L62 245ZM84 247H85V246H84ZM206 247H208V246H206ZM211 247H213V246L211 245ZM216 247H217V245H216ZM220 247H221V246H220ZM220 247H219V248H220ZM248 247H249V248H248ZM256 247H257V246H256ZM258 247H259V246H258ZM263 247H264V245H263ZM2 248H3V247H2ZM56 248H57V245H56ZM56 248H55V249H56ZM69 248H70V247H68V249H69ZM179 248H180V247H179ZM202 248H203V247H202ZM214 248H215V247H214ZM254 248H255V247H254ZM11 249H12V248H11ZM13 249H14V248H13ZM66 249H67V246H66ZM68 249H67V250H68ZM184 249H185V251H187L189 248L186 250V246H184ZM206 249L208 250L209 248H206ZM206 249H205V250H206ZM262 249H263V248H262ZM58 250H59V249H58ZM58 250H56V251H54V252H57ZM67 250H64V248H63V249L61 248V251H62L63 254H64L65 252L67 253V252H68ZM76 250H77V248H76ZM76 250H75V251H76ZM108 250H109V249H108ZM205 250H204V251H205ZM231 250H232V249H231ZM245 250H244V251H245ZM250 250H251V249H250ZM64 251H65V252H64ZM78 251H79V250L76 251L77 254L80 253V252H78ZM98 251H99V250H98ZM178 251H181V250H178ZM213 251H215V249H213ZM221 251H222V250H221ZM221 251H220V252H221ZM244 251H242V252L240 251L239 253H241V254H242V253L245 254ZM246 251H247V250H246ZM59 252H60V251H59ZM76 252H75V253H76ZM83 252H84V251H83ZM187 252H188L189 255H192V254H191V250H190V251H187ZM189 252H190V253H189ZM201 252H202V251H201ZM205 252L207 253V251H205ZM223 252H224V251H223ZM229 252H231V251H229ZM233 252H236V251H235V248H234V250H232L231 254H234ZM254 252H255V251H254ZM256 252H257V251H256ZM6 253H7V252H6ZM69 253H70V252H69ZM206 253H205L204 256H205V257L208 256L209 258L212 259V257H210V256H211V255H210L211 252L208 253L210 256H209V255L206 256ZM237 253H238V252H236L234 255H236ZM250 253H252V251H251ZM52 254H53V253H52ZM56 254H57V253H56ZM98 254H99L98 256H100V253H99V252H98ZM180 254H181V252H180ZM188 254L186 253V255H188ZM203 254H204V252H202V255H203ZM215 254H216V253H215ZM243 254H242V255H243ZM246 254H248V251H247ZM0 255H1V254H0ZM6 255H7V254H6ZM54 255H55V254H54ZM64 255H66L65 257L68 256L67 254H64ZM79 255H80V254H79ZM92 255H93V254H91V259H92ZM193 255H194V254H193ZM234 255H233V256H234ZM237 255H238V254H237ZM237 255H236V256H237ZM248 255H249V254H248ZM254 255H256V254H254ZM51 256H53V255H51ZM55 256H57V255H55ZM89 256H90V255H89ZM89 256H88V257H89ZM182 256H183V254L181 255V257H182ZM204 256H202V257H204ZM236 256H235V257H236ZM261 256H262V255H261ZM53 257H54V256H53ZM53 257L51 258V260H53ZM60 257H61V256H60ZM71 257H72V256H71ZM178 257H179V256H178ZM178 257H177V258H178ZM185 257H186V256H185ZM205 257H204V258H205ZM242 257H243V256H242ZM242 257H241V258H242ZM245 257H246V256H245ZM253 257H254V256H253ZM257 257H258V256H257ZM257 257L252 258V259H254V260H253L254 262H255V260H256ZM259 257H260V256H259ZM259 257H258V258H259ZM263 257H264V256H263ZM62 258H63V257H62ZM68 258H70V256H68ZM77 258H79V257H77ZM188 258H189V257H188ZM192 258H193V257H192ZM219 258H220V257L218 256V260H219ZM241 258L238 259L237 264H241V262H242ZM3 259H5V258H2L1 260H3ZM60 259H61V258H60ZM66 259H67V258H66ZM89 259H90V258H89ZM89 259H88V260H89ZM91 259H90V260H91ZM146 259H148V257H147ZM182 259H183V257H182ZM186 259H187V257H186ZM186 259H185V261H184V259H183V261H184V262L188 261V260H186ZM220 259H222V258H220ZM229 259H230V258H229ZM242 259H244V257H243ZM246 259H247V258H246ZM249 259H250V257H249ZM67 260H68V259H67ZM69 260H71L69 263H72V262H73L72 260H75V261H76V259H71V258H70ZM69 260H68V261H69ZM79 260H80V258H79ZM82 260H83V259H82ZM90 260H89V261H90ZM101 260H102V258H101ZM202 260H203V262H202ZM207 260H208L207 258H206V259L201 258V262H202L203 264H206L205 262H206ZM231 260H232V259H231ZM240 260H241V262L239 263ZM75 261H74V262H75ZM143 261H144V260H143ZM183 261H182V262H183ZM194 261H196V260L193 259L192 262H194ZM204 261H205V262H204ZM212 261L215 262V261H217V259H216L215 261L212 259ZM222 261H223V260H222ZM228 261H229V260H228ZM234 261H235L234 263L236 264V261H237V260L234 259ZM51 262H52V261H50V263H51ZM74 262H73L72 264H75ZM103 262H104V261H103ZM201 262H199V263H201ZM207 262L209 263V261H207ZM223 262H225V261H223ZM243 262H244L243 264H246V263H245V262H246L245 259L243 260ZM247 262H248V260H247ZM257 262H258V261H257ZM259 262H260V261H259ZM262 262H263V261H262ZM61 263H62V261H61ZM202 263H201V264H202ZM217 263L220 264L221 262L218 261ZM55 264H56V263H55ZM59 264H60V263H59ZM90 264H91V263H90ZM99 264H100V263H99ZM141 264H142V263H141ZM184 264H187V263H184ZM188 264H189V263H188ZM192 264H193V263H192ZM226 264H232V262H231V263H230V262H226ZM247 264H249V262H248ZM252 264H253V263H252ZM256 264H257V263H256Z\"/></svg>",
  "mask_w": 264,
  "mask_h": 264
}]
</instances>
